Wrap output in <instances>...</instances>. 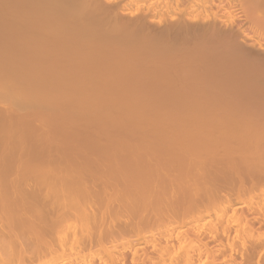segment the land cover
Masks as SVG:
<instances>
[{
    "label": "rangeland",
    "instance_id": "obj_1",
    "mask_svg": "<svg viewBox=\"0 0 264 264\" xmlns=\"http://www.w3.org/2000/svg\"><path fill=\"white\" fill-rule=\"evenodd\" d=\"M1 1L2 0H0V214L2 216L0 217L1 218L0 219V230L5 228V227L6 228L8 227L7 230L11 231V232L5 231L6 229H3L5 232L9 233V234H7L8 237L6 236L4 238L5 239L4 240V239H1V238H3L1 236L6 234V233L5 232L3 233V231L1 230L2 233L0 236V242L2 240L3 246L5 248L1 245L2 243H0V246L2 247V248L0 247V261L2 260L0 262V264L1 263L6 264V263H10V262L12 264H15V263L16 264H24V263L27 264L28 262L32 261L30 259L34 260L31 262V264L32 263L33 264L34 263L35 264H60V263L61 264H72L73 259L75 261V259L77 258L78 255H76V254L79 251L78 247L76 246L77 245L76 243L79 244V242H80V241H78L80 239L78 234H77L78 228L81 229V227H82L83 230L87 229L89 231V233L92 232V228H93L94 229L93 232L95 233V237H93L94 236L93 232L90 233V235H91L90 238L92 240V239L97 237L96 232H95L97 227L94 228L93 225L95 224L94 226H96L97 225L96 223L98 221H101V222H99L100 224L98 223L99 224L98 230L100 229L101 223L103 224V222H104V225L106 224V226L111 227V225H112V227H114V228L115 227L117 228V226H118L119 228L122 227L123 230L124 229L126 230L127 228L130 227L131 230L128 229L126 231L128 233L130 231L132 232V228H133L132 225L133 226H139V223H141L140 221L143 219V217L141 218L142 215L143 216L147 215V217H148L147 220L148 219L151 220V218L153 219V216H151V213H153V211L155 209H156V211H158L156 213H159V215H161L163 213H167V212L169 213L172 210V211H174V212H172V214L174 216H176L177 218L185 216L186 213L189 212V210L191 211V209H192L191 205L194 203L195 200L194 201L191 200L193 198L190 197L189 195L185 196V193H184L185 191H183V192L177 191L178 190L177 188H179V186L182 187V185L187 183L186 180L189 179L187 177L188 174H186L187 178H186V180H184L185 176L183 174V171L185 170V172L188 173V171L186 170L187 169L186 163H187L188 158L190 156L192 157V154H194V153L192 151V154H190V155L184 154V152L182 154V151L184 149L180 148V147H182L180 145V147L178 146V148L181 149L180 150L181 152L178 154L179 150L177 151V153H176L177 149L172 150L174 146H171L172 144H170V140H168L170 138L173 139L174 136L176 138L177 135H180L178 133H180L182 131L180 130V132H178L177 127L178 128H180V127L175 125V124L176 123L182 124L183 121L186 122V120H184V118L188 119L189 122H191L190 119H193L195 117H197V119H198V115H200V118L202 116H203V118L205 116H206L205 118H208V117L210 118L211 116H213L216 119H217V115H218V118L220 117L219 119H224L222 121H225V120L230 121L231 120V122H229V124L226 121L227 124L225 125L226 126L225 132L227 129H228L227 132L232 131V129L230 130L231 124H233L232 127L235 126V127H233L234 128L233 130H235V128H237V127L239 128L241 125L240 119H242V117L244 119L249 118L248 119L249 121H250V119H252V122H251L252 124H255V123H253V121L256 122L255 120H259V121H257L258 123L256 122V124H255L256 128H255L252 124H250V122L247 121V119H245L246 122L242 121V123H244L243 125H245V124L246 125L245 126L241 125V128H242V126H243V128H245L248 125H252L253 127H251V126L250 127L254 130L253 131L254 133H252L251 136L253 134H256V133L259 134L262 132L261 133L262 135L260 134L261 136L259 135V137L257 134H256L257 136L255 135L257 137L258 146H260L259 145V142L261 140L260 137H262V136L264 137V123H263L264 122V120H263L264 119V9H262L264 7V0H217V1H215V0H210V1L209 0H202L203 2L208 1L209 4H208V2L204 3L203 4L204 6L202 8H200V9H204V10H200V9L196 10V12L198 11L197 14L193 9H191L190 5L187 7L189 10L183 9L184 7L187 6V5L185 6L186 3L181 1L182 5L184 6V7H182V5H180L181 3H179L180 1L178 0V4L180 6L178 7V4H177V8H179V9L176 8L177 11L174 10V12L172 10L173 13L170 10H167L170 12H166V14H165V11L162 10L161 14L163 16L160 15V12L156 11L157 13H150L147 11V9H141V11H139L140 9L137 10V8H136V11H135L134 7L128 6V4L127 5L124 4L126 2L123 1L124 3H122V2H120V0H111V2H109L110 0L109 1L108 0H75V1L71 0V2H73V4H75L73 6L74 9L77 10L78 7H80V9H78V11H76V12H79V10H80V12H79L80 14L79 13L75 14L73 12L75 14V15L73 14L75 16V18L73 15L67 14L66 16H69L67 18L68 19L70 18V20H68L67 18H65V20H62L63 18H61V16H62L61 15L60 19L63 22L66 21L61 25H60V23L62 21L58 20L59 17L55 18L53 16L46 15L44 9H43L44 12L41 14H43V15L45 14V15L39 16V9L42 6L41 7L39 6L40 7L39 8L38 5H41V4L44 5V3L47 2L46 0H45V2H44V0H37V1L34 0L33 4L36 2V4H38V5L31 4L33 0H30L31 1L30 4H28V2H30L29 0H20L21 2L19 0H13V2H12V0H6V1L3 0L2 1L3 4ZM58 1H60V2H58ZM62 1L63 2L61 3V0H57V2L62 4V5L57 3L58 4L57 6L53 5L54 9L52 8V10L54 11L57 8L59 9V7H58L59 5L63 6L66 4V5L72 6L70 0H62ZM66 1H67V3H65ZM15 2L17 3V5ZM219 2H221V3H219ZM8 4H11V5L8 6ZM14 4H15V6H13ZM20 4H21V6H19ZM25 4H28V5L26 6ZM111 4H113V5H111ZM207 4L209 5V7ZM210 4L212 7L210 6ZM30 5H32L34 8L38 7L37 10L35 11L36 8L33 9ZM80 5H82V6H80ZM18 6H19V8L20 7H23V8L17 9ZM15 7H16V9H15ZM206 7L208 8V10H206L207 9ZM215 7H217V8H215ZM212 8H213V11H212ZM24 9H26V11ZM58 9L55 11L57 13L59 12V14H60V10H58ZM40 10H42V8ZM52 10L50 7L49 10L46 9V13H47V11L52 12ZM179 10H181L182 13ZM37 11H38V14L36 15ZM129 11H131V12H129ZM146 11H147V13H150L151 15L146 14ZM14 12H15L16 16H15ZM17 12H19V13H17ZM34 12H35V14H34ZM40 12H42V11H40ZM54 12H52V13L54 14ZM101 12L103 13V15ZM184 12L186 13V15ZM207 12H208V14H207ZM87 13L89 14V16ZM124 13L125 14L129 13V14H127L125 16ZM21 14H23V15H21ZM56 14H54V16ZM59 14H57V15H59ZM70 15H71V17L73 16L74 19H72L70 17ZM76 15H78V16H76ZM209 15L211 16V18H209L210 17ZM3 16L5 17V19ZM35 16H36V19H35ZM66 16H64V17H66ZM85 17H86V19H85ZM53 19H55L56 21ZM75 19L76 20L80 19V21L77 22ZM82 19H83V21H82ZM188 19H191V20L188 21ZM218 19H219V21H218ZM57 20H58V22H57ZM73 20H75V21H73ZM152 20H154L155 22L154 21L151 22ZM176 20H178V21H176ZM51 21L56 22V23L50 24ZM190 21L191 22L193 21V22L191 23ZM2 22H3V24H2ZM144 22H145V25H144ZM206 22H207V25H206ZM73 23L75 24V27H74ZM87 23L89 25L90 24L91 25L87 26L88 25ZM30 24H33L32 26L34 27V29H33V27L31 28ZM133 26H134V28H133ZM186 26L188 29L186 28ZM204 27H205V29H204ZM1 29H3L4 32ZM184 29L185 30L187 29L189 34ZM79 30H81V31H79ZM118 31H120V32H118ZM1 32L3 33V35H2L3 37L1 36V34H2ZM141 32H143V33H141ZM184 33L186 35H184ZM38 34H40V35H38ZM83 35L86 36L87 38L83 37ZM195 36H196V38H195ZM130 37H132V38H130ZM242 37H243V39H242ZM192 38H194V40ZM206 38L209 40H206ZM67 39H69V40H67ZM83 40H85L86 42ZM95 40H96V42H95ZM141 40H142V43H141ZM204 40H206V41H204ZM17 41L19 43H16ZM103 41H104V44H103ZM93 42H95V43H93ZM14 43H16V45L18 44V46H16ZM107 43H109V44H107ZM205 43H206V45H205ZM87 44H89V45H87ZM245 44H246V46H245ZM30 45L33 47H31ZM131 45H133L134 47ZM189 45H190L192 50L190 49V47H188ZM6 46H7V48H6ZM40 46H42V47H40ZM86 46H88V47L86 48ZM194 46L196 47L197 51H196ZM77 47H79V48H77ZM153 47H155L156 49ZM12 48H13V50H12ZM16 48L18 49V51ZM128 48H130V49H128ZM85 49H87V50H85ZM60 50L63 52V54L60 53L61 52ZM231 50H232V52H231ZM93 51H95V53ZM112 51L114 52V54ZM124 51H126V52H124ZM171 51L174 55L171 53ZM77 53L82 54V55H79ZM118 53H119V55H117ZM195 53H197V54H195ZM207 53H209V54H207ZM214 53H218V54H214ZM88 54L90 56H88ZM168 54H172V56L171 55L168 56ZM75 56H78V57L81 56V60L85 59V60H83V62H85L84 65H86V66L84 67L83 64L78 65L80 58L78 59V57L76 58ZM85 56H86V58H89V60L86 59ZM114 56H115V58H114ZM117 56L120 59H118ZM164 56H166V58ZM62 57H63V59H62ZM140 57H142V58H140ZM171 57H173L172 58L173 60L171 59ZM155 58H160V59L155 60ZM175 58L177 61L175 60ZM33 59H34V61H33ZM65 59H66V61H65ZM135 59H136V61H134ZM164 59H165V61H164ZM215 59H217V60H215ZM74 60L76 61V63ZM119 60L122 62H120ZM123 60L124 61L126 60V61L124 62ZM212 60H214V61H212ZM91 61H92V64H91ZM138 61H140L141 63ZM151 61H152V64H151ZM153 61H154L155 65H154ZM167 61H169V62H167ZM80 62L83 63L82 61H80ZM88 62L90 63L89 65H87ZM123 62H124V64H123ZM74 63L76 65H74ZM181 63L182 64L184 63V64L182 65ZM141 64H142V66H141ZM147 64H149V65L147 66ZM208 64H210V65L212 64L211 66H213V67H211ZM163 65H165V66H163ZM93 66L95 68L94 72L97 71L96 73H92L93 71H90V69H89V68H92ZM124 66L125 67L127 66V67L125 68ZM129 66H131V67H129ZM69 67H70V69H69ZM86 67H87V69H86ZM81 68H82V71L84 69L86 74L84 72H81V75L80 76L78 75L79 78L76 79L77 80L76 84L75 83H68L67 81L64 80L65 78H69L71 76V72H72V75L74 74V78H76L75 74L80 73L78 71ZM98 68H99V70H98ZM102 68H104V69H102ZM135 68H137V69H135ZM108 69H110V70H108ZM123 69H124V71H123ZM151 69H152V71H151ZM160 69L161 70L163 69V71H162L163 73H161ZM184 69H185V71H184ZM115 70H116V72H115ZM126 70L128 71V74H126ZM148 70H150V71H148ZM181 70H182V72H181ZM155 71L157 73H155ZM190 71H192V72L188 73ZM98 72H99V74H98ZM114 73H116V74H114ZM149 73L151 74V76ZM208 73H209V77H208ZM109 74H110V76H108ZM117 74H118V76L120 75V77H118ZM145 74H146V76H145ZM158 74H160V75L158 76ZM167 74H169V75H167ZM176 74H178V75H176ZM189 74L191 77L189 76ZM100 75H104V76H101L102 77L101 78ZM180 75H181V77H180ZM185 75L187 76V79H186ZM214 75L215 76L217 75V76L215 77ZM157 77H158V79H157ZM178 77H180V79H178ZM106 78H108V79L110 78L109 81L106 80ZM159 78L161 80H159ZM166 78H168V79H166ZM191 78H193V80H191ZM211 79H214V80H211ZM96 80H98L99 82H95ZM143 80H145V81H143ZM184 80H185V82H184ZM106 81H108V82H106ZM172 81H173V83H172ZM174 81L177 83H175ZM125 82H127V84ZM160 82L162 85H164L166 82L165 86L162 87ZM109 83H110L111 87H110ZM119 83H121V84H119ZM178 83L180 86L178 85ZM185 83H186V85H184ZM189 83H191V84L189 85ZM73 84H74V87H76V90H77V86L80 87L79 88L80 90H78L79 94L81 95V97L79 95V97H80L79 100H78V97H77V99L69 98L71 96L69 93H71L74 90ZM146 84H147V86H146ZM148 84L149 85L152 84V86L149 87ZM154 84H157V85H154ZM171 84H174V85H171ZM207 84H208V86H207ZM113 85H114V87H112ZM121 85H123V86H121ZM166 86H167V88H165ZM88 87H89V89H88ZM115 87H117V88H115ZM90 88L93 90H91ZM159 88L161 90H159ZM97 89H98V91H97ZM76 90H75V92H77ZM177 90H178V92H177ZM179 90H180V92H179ZM181 90L182 91L184 90V92H182ZM93 91H95V92H93ZM168 92H169V95H168ZM94 93L95 94L97 93L96 95H98V96H96ZM123 93H124V95H123ZM161 93H163L164 95H162ZM45 94H47L49 96V99H47L48 102L42 101V99L44 98L43 96ZM76 94H78V93H76ZM118 94H119V96H118ZM130 94H132V95H130ZM109 95H110V99L108 97ZM176 95H177V97H176ZM111 96L113 99L111 98ZM122 96H124V97H122ZM181 96H184V97H181ZM195 96H197V97H195ZM198 96H200V97L198 98ZM89 97H91V100ZM131 97L133 98V100H131L132 99ZM160 97H161V99H160ZM164 97H165V99H164ZM38 98H40V99H38ZM104 99H105V101L103 102ZM116 99H117V101H116ZM194 99H195V101L193 102ZM118 100H121V102H119ZM134 100H136V101H134ZM149 101H151V102H149ZM190 101H192V102H190ZM113 102H116L119 105H117L116 103H113ZM129 102H131V104ZM172 102H173V104H172ZM178 102H180V103H178ZM93 103H96V104H93ZM104 103H106V104L104 105ZM146 103H149V104H146ZM191 103H193V104H191ZM107 104H108V106H107ZM162 104H163V106H161ZM196 104L199 107H197ZM203 105L207 106L206 109ZM120 106H121V108H120ZM166 107H167V110H166ZM179 107H180V109H179ZM193 108L195 111L193 110ZM200 108H202V109H200ZM190 109H191V111H190ZM207 109H208V111H207ZM211 109H212V111H211ZM201 110H203V111H201ZM160 111H162L164 113H162ZM154 112L156 113V115L154 114ZM173 112H175V113H173ZM170 113H172V114H170ZM180 113H182V114H180ZM192 113L194 114V116ZM207 113H209V114L207 115ZM216 113H217V115H216ZM218 113H220L221 115H219ZM128 114H130V115H128ZM195 114H196V116H195ZM175 115H177V116L175 117ZM240 115H242V116L240 117ZM146 116H148V118ZM192 116H193V118H192ZM230 116H232V117H230ZM235 116L239 117V118H236ZM179 117L180 118L182 117V118L180 119ZM213 117H211V118L215 119ZM229 117L233 118V119H230ZM163 118H164L165 122H164ZM146 119H147V121H146ZM234 119H235V121L237 120L240 122H235V121H233ZM176 120H178V121H176ZM188 120H187V123H188ZM194 120H196V119H193V121ZM149 121H152V122H149ZM261 121H263L262 123H260V125L261 124L262 125L261 126L257 125ZM157 123H159V124H157ZM160 123L161 124L163 123L162 124L163 126H161ZM191 123H193V122H191ZM236 123H238V124L236 125ZM169 124H171V125H169ZM166 125H168V126L166 127ZM172 125L174 128L173 131L175 132V130H177L176 131L177 133L172 132V130H171ZM174 126H177V127L175 128ZM241 128H239V129H241ZM249 128L246 127V130L251 129V128L250 129ZM197 129H198V127L195 128L194 130L197 131ZM239 129L237 131H239ZM252 129L250 130L251 132H252ZM194 130H191V132L192 131L194 132ZM256 130H258L259 133ZM168 132H170V133H168ZM184 132H185V130H184ZM188 132H190V131H188ZM167 133L171 134V135L173 134L172 135L173 137L171 135L167 136L168 135ZM197 133L198 134H196V135H200L199 132H197ZM156 134H157V136H156ZM185 134L186 133H184V134L182 133L181 135H184V136L188 135V134H186V135ZM193 134L194 135H192V134L188 135L187 138H189L191 136L189 141L191 140L192 136H193L192 139H194V137L195 138L197 137V136H195V132ZM181 135L179 136V137H181V140H180V138L178 139L179 144H181L180 143L181 141L185 142L187 140V138H185L186 140H184L183 139L184 137L182 138ZM219 136H220V134H219ZM220 137H219V141L221 142ZM256 137H251V138L256 139ZM263 137H262V139H263ZM198 138H199V136H198ZM216 138L218 139L217 136L215 137V139ZM245 138L247 139V137H245ZM251 138H249L250 141L245 140L246 142H250L249 143L250 146L253 143V141L255 142V139L253 140ZM258 138H259V140H258ZM158 139H160V140H158ZM162 139L164 142L162 141ZM200 139H201V137L199 138V140ZM175 140H177V139H175ZM175 140L173 142H175ZM196 140H197V138H196ZM165 141H169L165 144L166 146L164 145ZM230 141H231V139L229 140V142ZM261 141H262L261 145L262 144L264 145V141L263 140H261ZM161 142H163V144H161ZM191 142H193V141H191ZM246 142H244V137L240 138V143H245L244 148H245V145L247 144ZM175 144H176V142H175ZM223 144L221 146L225 147V146H223ZM159 145H160V147H159ZM189 145H191V144H189ZM233 145H234V142H233ZM185 146H184V148H185ZM187 146H188V143H187ZM219 146L220 145H218V147ZM239 146L240 145L238 144V147H236L235 150L240 151ZM252 146H253V144H252ZM255 146H257V145H255ZM255 146H253V147H255ZM155 147H158V149ZM218 147H217V149H218ZM231 147H233V146H231ZM231 147L228 149L234 150V147L233 148H231ZM175 148H177V146H175ZM187 148H185V150ZM247 148H248V144H247ZM247 148H245V149L247 151H249V149H247ZM256 148H257V150L260 149V148L258 149V147H256ZM220 149H222V148H220ZM225 149L221 150L222 153L221 152H214L215 150L210 152V154L215 153L213 155L211 154L212 159L210 158L211 156L210 157L208 156V155H210L208 152L207 158L209 157L211 159L210 161L204 160V159H206V157H204L205 153L204 154L202 153L203 157L201 154V157L203 159H201L200 157H197V159H198V161L201 159V161H203V162L207 161L210 163L213 162L212 160L216 159L214 162L217 164L216 161H218L219 158H221L223 160L225 158L224 156L228 157L230 155L229 150L226 149L227 150L226 151ZM262 149L264 151V146L261 147V150ZM156 150H157V152L158 151H161V152H158V154H156L157 153ZM210 150H212V149H210ZM172 151H174V152H172ZM252 151H253V149H252ZM150 152H152V153H150ZM186 152L187 151H185V153ZM225 152H226V154H225ZM230 152H231V150H230ZM241 152H243V150H241ZM249 152H251V151H249ZM254 152H255V148H254ZM172 153L173 154L176 153V154L173 155ZM189 153H191V150ZM216 153L218 155L217 156L218 159L215 158ZM227 153H228V155H227ZM263 153H262V155H263ZM149 154H150V157H149ZM223 154H225V155H223ZM234 154H236V151H235V153L233 152V155ZM245 154H246L245 156H247L248 159L250 160V154L251 153L247 154V152H246ZM252 154H253V152H252ZM151 155H152V157H151ZM156 155H158V157ZM194 155H193V159L190 157L188 162L192 160V162L195 164L199 163L200 161L195 162V160H197V159L195 158V160H194ZM214 155H215V157H214ZM220 155H221V157H219ZM255 155H256V153H255ZM163 156H164V158H163ZM238 156L240 157L241 155L238 154ZM251 156L254 157L253 155H251ZM116 157H119V158H116ZM156 157H157V159H156ZM232 157H235V159H238L235 155ZM232 157H230L231 160H232ZM158 158L159 159L163 158L162 161L160 159L161 164H160ZM209 158H208V160H209ZM258 158L262 160V156H261V158L260 157H258ZM258 158H256L257 160H255V161H258ZM148 159H149V161H147ZM154 159H156V160H154ZM180 159H182V160L185 159L186 161H184L182 163V160L179 161ZM221 159L219 160L221 162V164L219 161L218 162L222 167L217 164V168H215V170L213 168V166L216 165L215 163L213 165V164H208L206 162L209 166L212 165V167L206 166L205 163H203L204 164L203 167H204L205 171L207 170L206 174H205L206 177L208 178L211 175V177H209L208 179L206 178L207 180L205 179L207 181L206 183H208L209 187L215 188L221 197L225 196L223 198L232 199L235 196V191H237L239 193L240 192L246 193L248 190L253 188L252 185L255 186L257 184H258L257 186L259 189L262 188L264 190V188H263L264 187V174L261 172L262 171L261 169L264 168V164H263L264 159L262 161L261 160L258 161V162H260V161L262 162V163L261 162L260 163H261V165L263 164V168L262 167H256V164H254L255 161L254 162L252 161L251 162L252 164L250 163L251 164L250 168H248L249 165L247 167L244 164L243 165L244 167H243L242 164L240 163V161H238V160H237L238 162L237 161L234 162V160H235L234 158H233L234 160H232L231 162L228 159H226V160L224 159L225 161L222 162ZM252 159L253 158H251V160ZM136 160H137V162L138 161L139 162L137 163ZM239 160H241V159H239ZM243 160H245V159H243ZM243 160H242V163H243ZM167 161H169V162H167ZM232 162H233V165H235L234 167H232L233 166ZM249 162H247V163L249 164ZM140 163H142V164H140ZM222 163L224 166L226 164V166L228 168L226 166L224 168ZM229 163H231V164H229ZM134 164L135 165L138 164L137 165L138 169L135 167ZM139 164H140V166H139ZM181 164H183V165H181ZM145 165L148 167H146ZM152 165H153V167H152ZM196 165H198V164H196ZM239 165H240V168H239ZM261 165H259V166H261ZM126 166L127 167L129 166V167L126 168ZM131 166H132V168H131ZM138 166L140 168L143 167V168H141L143 171ZM150 166L152 167L153 170H151ZM164 166H166V167H164ZM241 166H242V168H241ZM206 167L212 168V169L209 170ZM226 168H227V170H230V168L233 169V170H231L233 172H231V171H229V173L224 172L223 170H225ZM252 168H253V170H252ZM255 168H258L260 170V172L255 170ZM130 169H132V171H130ZM144 169H145V171H144ZM125 170L128 171V174ZM158 170H160V171H158ZM177 170H179V171H177ZM234 170H236V172L238 171L237 173H239V174L235 173ZM115 171L116 172L118 171V172L116 173ZM153 171L154 172L156 171V172L154 173ZM143 172H144V174H145V172L149 173L148 176L150 175V178L148 176H145V175H144V177H141ZM139 173L140 174L142 173V174L140 175ZM168 174L173 175V176L170 177ZM175 174H177V175H175ZM182 174H183L184 178L182 177ZM126 175L129 176L130 179L126 178L127 177ZM179 176L182 178H180ZM113 177H115V178H113ZM123 177H125V178H123ZM133 177H134V179H133ZM140 177H141V180L139 179ZM168 177H170V178H168ZM172 177H174L175 180ZM145 178L146 179L149 178V180L148 179L147 180L151 184H148V183L145 184L144 183ZM39 179L40 180L42 179V180L40 181ZM68 179H70V180H68ZM169 179H171V180H169ZM182 179L184 180V182H182L183 181ZM254 179H256V183L254 182ZM72 180H73V182H72ZM111 180H112V183H111ZM126 180L128 182H126ZM130 180H132V181H130ZM133 180H134V182H133ZM139 180L141 181V183ZM154 180H155V183H153ZM177 180H178V182L181 181L182 184L180 183L179 185H176L175 181H177ZM211 180H213V181H211ZM120 181L122 183H120ZM123 181H125V182H123ZM171 181H173L174 183ZM208 181H210V182H208ZM249 181L252 184H250ZM157 182H159V184ZM211 182L213 185L211 184ZM126 183H129L128 184V185H130L129 188H127ZM137 183H140V185ZM143 183L146 186L141 185ZM253 183H255V184H253ZM163 185H164V187H163ZM139 186H140V188H139ZM156 186L157 187L162 186V188H159V187L157 188ZM169 186H173L172 190H171L172 193L170 190H168V189H171ZM175 186H177V187H175ZM40 187H44V188H40ZM45 187H49L50 190L48 188H45ZM130 187H132V188L134 187V189H135L134 190L131 188L132 189V192H130V193H132V196L130 194L131 198L128 196L129 193H127V189H128V192L131 191ZM241 187L243 189H240ZM52 188H53V190H52ZM63 188H64V190H67L71 193L72 198H76L78 200L79 198H77V197H80V199L82 198V200H83L82 202H84V201L86 202V203L85 202L83 203V205L85 204V206L82 205V207H81L83 209V212L78 211L79 213H77L75 215L77 210H79V209L82 210L80 208V205H81L80 202L81 201H80V199L78 201L77 200L74 201V199L71 200L72 198L71 199L69 198L70 194H68V193H66V194H68L69 196H65V198H64V192H67V191H62ZM70 188H71V190H70ZM156 188L158 189L157 191L155 190ZM164 188H167V190H165V191L168 195L171 194V195H169L170 197L166 196V197H168L167 199L164 196V194L166 195L165 191H163ZM174 188H176V189H174ZM45 189H47L48 191H50L52 193V194H50V192H49V196L54 195L56 197H59V195L62 193L61 196H63V197L60 196V198H62V199L61 200L57 199L58 201L60 200V202H58V204H57L56 200H52L54 198H52L51 196L47 197L48 194H46L47 190H45ZM161 189H163V190H161ZM180 189H182V188H180ZM185 189H187V188H185ZM36 190H37V192H36ZM58 190H59V193H60V191H62L59 195H58ZM159 190L164 192L163 195L161 194L163 196V198L165 197L164 199H161L162 196L161 197L159 196V193H161V191H159ZM175 190H176V193H175ZM229 190H231V192ZM36 193H38V194H36ZM187 193H189V192H187ZM174 194H176L175 195L176 197L174 196ZM190 195L192 196L191 193H190ZM156 196H159L160 198L156 197ZM172 196H173V198H171ZM126 197H129L131 199V202L128 201V202H130L128 204H132V206L131 205L128 206V204L126 203V200H125ZM155 197L157 198V200L159 198V200L162 201L161 204H163V206L161 204H159V205H161V207L154 208V210H152L150 207V204H152V202H154L153 204H156L155 200L152 201V198L155 199ZM34 198H35V200H34ZM50 198H52V199L50 200ZM133 198L136 201H134ZM170 198H171V200H169ZM16 199L19 200V204H17L18 202ZM27 199L29 201H27ZM65 199L66 200L68 199L70 201L67 200L65 202ZM88 199H90V200H88ZM2 200L3 201L5 200L4 203ZM132 200H133V202H132ZM163 200H164V202H163ZM55 201H56L57 205L55 204L54 206H56V207H54L53 205H50V203L52 204ZM61 201H63L64 205L60 204V203H62ZM1 202H2V204H1ZM15 202H17V203H15ZM20 202H22V204ZM28 202H30V204ZM46 202L47 203L50 202V203L47 204ZM71 202L73 203V205L75 202L77 204H79V203L80 204L78 205L79 208L75 210V208L78 207L75 203L76 207L74 206V209H73V210H75V213H74V211H71L69 209L71 212L74 213V215L76 216V217L75 216L74 217L77 219H74L72 213H71V216L68 215L69 212L67 210L68 213H66V214L69 217L67 216L66 219L70 218V221H69V220H66L64 218L65 217L64 215H66L65 211H66V208L68 207V206L66 207V205L69 204V206L72 207ZM89 202H90V204H89ZM123 202L127 204V206L124 205L125 207H128V208H126L127 211H125L126 209L123 208V205H122ZM135 202H136V204H135ZM157 202H159V201H157ZM14 203H15V205H14ZM133 203H134V205H136L135 212L133 211V209H134ZM165 203L166 204L169 203L170 205L169 204L166 205ZM177 203H182L183 205H181V204L180 205L182 208L183 207L184 208L183 209L180 208L179 204L176 206ZM28 204L30 205L29 208L32 209L33 211H31V210L29 211V208L27 207V206H29ZM153 204H152V207H153ZM172 204H173V206H172ZM31 205H33V206L36 205V208H35V206L33 207ZM58 205H59V207H58ZM62 205L64 207H61ZM156 205H158V204H156ZM259 205L257 204V206H259ZM3 206H4V208H3ZM47 206L48 207L51 206L50 209L51 208L53 209V207H54L55 210L53 209L54 210L53 211L51 209L52 213H50ZM18 207H19V209H17ZM23 207L25 209H27L26 212L24 211L25 209H23ZM31 207H33V208H31ZM132 207H133V209H132ZM7 208H8V211H7ZM14 208H16V209H14ZM93 208H97V210L98 211L101 210V212H105V211L111 212V214L106 216L105 219L98 217L97 222H93L91 220L94 223L93 225H91L90 216L92 214H90L89 211H93L91 213H94L95 211H97ZM258 208L259 207H257V209ZM3 209H4V211H3ZM12 209H14V211L18 210L19 212L13 211L14 212V216H13V215H11V214H13V212H10V211H12ZM38 209H40V211ZM129 209L132 210L133 213L131 212V214H133L132 216H135V218H133L131 216V214H130L131 217L129 215H128L129 217L127 216L128 212L130 211ZM179 209H181V210H179ZM247 209H249V208L242 206V205L238 206V208L236 209V212H235L236 218L240 219L241 225L242 224L243 225L244 224L252 225L253 228H254V226H256L255 228L257 229L259 227L258 224L262 225L261 224L262 221L259 220L261 218L260 217L258 218V216L256 214L258 212L255 210L256 208H254V210L256 212L254 210H252V211H250V213H249V210H247ZM62 210H63V212H62ZM123 210H124V212H123ZM163 210H164V212H163ZM175 210H176V212H178V214L180 212V216H178V214L175 213ZM22 212H24V213H22ZM54 212H55V214H54ZM254 212H255L257 217L255 216V214L253 216ZM20 213H22V214H20ZM27 214H29V215H27ZM33 214H35L36 216ZM61 214L64 217H59ZM78 214H80V215H78ZM88 214H89V217H87ZM138 214L140 215V216H138L139 218L137 217ZM172 214H167V215L170 216ZM181 214H183V216H181ZM18 215H19V217H18ZM21 215H23V216H21ZM46 215H48V216H46ZM81 216H83V221L87 217L85 219V223H86L85 226L87 228L84 225L81 226V224L83 223V221L81 222ZM84 216H85V218H84ZM163 216H164V214H163ZM8 217H9V219H8ZM26 217H28V219ZM10 218H11V220H10ZM21 218H22V220H20ZM60 218L64 222H62V220H60ZM63 218L66 220V222H67L66 224H64L65 220ZM100 218H101V220H100ZM13 219H15V220H13ZM254 219L257 222H255ZM257 219L261 222H258ZM12 220H13V222H12ZM16 220H17L18 224H19V221H21L20 226L18 224H16L17 223ZM29 220H32V221H29ZM133 220H134V222H133ZM48 221H49V223H48ZM136 221H137V223H136ZM149 221L146 224L150 225V223L153 222L151 220L149 223ZM73 222H75V223H73ZM117 222L119 223V225ZM132 222L135 223L136 225H134ZM27 223H28V225H27ZM36 223L37 224L40 223L44 226L43 231L41 229L42 225L39 226L40 225L39 224L37 227L42 232H44V230H46V229H48L49 232L46 230L42 235H40L41 233H39V232H41V231L40 230L38 231V229L35 228ZM253 223H254V225H253ZM15 224H16V226H15ZM44 224H46V228H45ZM76 224H77V226H76V228H74ZM87 224H89V226H90L89 229H88ZM1 225H3L4 227H2ZM51 225L52 226L55 225V230H56L57 236L55 235V232L52 235L53 232H51L50 231L51 229L49 228V226H51ZM17 226H18V228H16ZM21 226H23V227H21ZM91 226H92V228H91ZM140 226H142V225L140 224ZM244 226H246V225H244ZM56 227L59 229L61 228V230L64 227L65 230L63 229L64 230L63 234H62V231L60 232V230L56 229ZM25 228H27V230L29 229L30 231L32 229L35 231L37 230L36 232L38 234L34 235L31 232V235H29L31 237L30 238L28 236V234H30V233L27 232L28 233L27 234L26 233L27 230ZM90 228H91V230H90ZM242 228L245 229L243 226H242ZM82 229H81V232L83 231ZM102 229L104 230L103 227L101 228V230ZM58 230H59V233L57 232ZM12 231H14V232H12ZM88 231H86L85 234H86V236L89 237ZM245 231H247V230L245 229ZM81 232H79V233H81ZM47 233H48L49 237H45L47 235ZM71 233H74V234H72V236H71ZM23 234H24V236H23ZM60 234H62V235H60ZM85 234H83V236L81 235V237H82L81 241L84 244L86 242L85 246L88 247L87 244L89 242H87V241H89V238L86 237ZM129 234H131V233H129ZM32 235L35 237L37 236V237L33 238ZM73 235H74V237H73ZM10 236H11L12 241L9 239ZM27 236L29 237L28 240H30L29 243H28V240H26V238H28ZM22 237L24 238L25 241H27V243L23 240ZM44 237L46 239L48 238L49 240L47 239V241H43V240H45ZM50 237H53V238H50ZM71 238H73V239H71ZM76 238L78 240H76ZM83 238H84L85 242L83 241ZM85 238H87V239H85ZM7 239L11 241V242L9 241L10 244H9V242H6ZM183 239H184V237L181 238V240H183ZM13 240L15 242H13ZM181 240H180V242H181ZM16 241H17V243H16ZM23 241L26 243V245H28V248ZM48 241H50V243ZM75 241H76V243H74ZM18 243L22 244V246L24 244V246H26L25 247L26 249L30 248L29 251L26 252V249L24 248V246L21 248V245H18ZM11 244H13V246ZM31 244H33V245H31ZM40 244H41V246H40ZM55 244H56V246H55ZM84 244H80V245H84ZM45 245H46V247H45ZM16 246H18V248L19 247L20 248L18 249ZM85 246H83V247H85ZM7 247H8V249H10L9 251H7L8 250V249H6ZM68 247H70V248H68ZM16 248H17V250H20V251H18L19 253L17 252V250H15ZM43 248L45 251H43ZM85 248L83 250L84 255L87 253V250H88L87 248H86L87 250H85ZM69 249L71 251H69ZM73 249H74V251H73ZM147 249L148 248L145 247L144 249H142L140 251V253H144V255L141 254V255H143L142 259L150 260V257H151L150 253H152V250L148 249L149 250L148 251ZM237 250H238V248H237ZM13 251H16V254H15V252L13 253ZM24 251H25V254L30 252L28 255L30 258H28V256L26 257V255H25L26 258L24 257V255H23ZM83 251H82V253H83ZM51 252H53L54 254H52ZM74 252H76V253H74ZM4 253L5 254L7 253V255L6 256L3 255ZM43 253H45V254H43ZM46 253H49V254H46ZM9 254H12V255H9ZM30 254H32V255H30ZM55 254H57V255H55ZM74 254H75V256H74ZM148 254H150V256ZM15 255H16V258H15ZM145 255H147V257ZM73 256H74V258H73ZM11 257H14L15 259H13V258L11 259ZM21 257H22V259L24 258L23 262L21 261L22 259L20 260ZM39 257H41V258H39ZM70 257H71V259H70ZM220 258H222V257H220ZM16 259L19 261H17ZM36 259H38V260H36ZM63 259L67 262H65ZM261 259H260L259 264H264V262H263L264 257ZM8 260H10V261H8ZM232 260H234L236 263ZM238 260H239V258H236V260L227 258V260H225L224 263L225 264H229V263L232 264L234 262L235 264H239ZM5 261H7V262H5ZM251 262H248V263L251 264ZM150 263L151 264H155V263L158 264L157 262H155L152 259H151ZM28 264H30V263H28ZM221 264H223V263H221ZM252 264H255V260L252 262Z\"/></svg>",
    "mask_w": 264,
    "mask_h": 264
},
{
    "label": "bare ground",
    "instance_id": "obj_2",
    "mask_svg": "<svg viewBox=\"0 0 264 264\" xmlns=\"http://www.w3.org/2000/svg\"><path fill=\"white\" fill-rule=\"evenodd\" d=\"M3 1V0H2ZM1 1V2H2ZM4 1H6V0H4ZM20 1V0H19ZM30 1V0H29ZM37 1V0H36ZM47 2H45V0H44V5H38V4H36V2L34 3L35 5H38V7L40 6H42L41 8H42V10H40L39 9V16H42L43 14H41V13H43L44 11H43V9L45 10V14L46 15H48V16H53V17H59V19L58 20H60V21H62V20H65V18H67V17H69V16H66L67 14H71V15H73L74 13L75 14H77V13H79L80 12V10H79V12H76V11H78V9H80V7H78V9L76 10V9H74V5L75 4H73V2H71V0H70V2H71V4H72V6H69V5H63V6H60V5H62V4H60V3H58V2H60V1H58L57 2V0H46ZM75 1V0H74ZM109 1V0H108ZM126 2V3H124V2ZM180 2L179 3H181L180 5H182V2L181 1H183V2H185L186 4H185V6L186 7H184L183 5H182V7H184L183 9H188L187 7L190 5V7H191V9H193L195 12H196V10H198V9H200V8H202L204 5V3H206V2H208V1H205V2H203L202 0H179ZM210 1V0H209ZM215 1H217V0H215ZM8 2V1H7ZM12 2H13V0H12ZM11 2V3H12ZM21 2V1H20ZM28 2V1H27ZM33 2H34V0L32 1V3H31V1L30 2H28V4H33ZM63 1L61 0V3H62ZM69 2V3H70ZM77 2V1H76ZM109 2H111V0L109 1ZM120 2H122V3H124V4H128V6H131V7H134L135 8V11H136V8H137V10L138 9H140L139 11H141V9H147V11L148 12H150V13H157V12H160V15L161 16H163L162 14H161V11L162 10H164L165 11V14H166V12H172V10H173V12H174V10H176L177 11V9H179V8H177V4H178V0H120ZM227 2V1H226ZM16 3V2H15ZM39 3V2H38ZM60 4L58 7H59V9L58 10H60V14H59V12L57 13L55 10H57V9H55L54 11L52 10V8L54 9V7H53V5H58V4ZM65 3H67V1L65 2ZM78 3V2H77ZM82 3V2H81ZM213 3V2H212ZM218 3V2H217ZM219 3H221V2H219ZM2 4H3V2H2ZM28 4H25L26 6L28 5ZM33 4V5H34ZM64 4V3H63ZM98 4V3H97ZM208 4H209V2H208ZM207 4V5H208ZM214 4V3H213ZM216 4V3H215ZM7 5V4H6ZM9 5H11V4H8V6ZM16 5H17V3H16ZM111 5H113V4H111ZM179 4H178V7L180 6ZM219 5V4H218ZM13 6H15V4L13 5ZM19 6H21V4L19 5ZM19 6H18V8L17 9H20V8H23V7H20L19 8ZM23 6V5H22ZM33 9H35L32 5H30ZM80 6H82V5H80ZM206 6V5H205ZM210 6H211V4H210ZM214 6V5H213ZM17 7V6H16ZM16 7H15V9H16ZM30 7V8H31ZM37 7V8H38ZM50 9V7H51V10H52V12H54V14H59V15H55L54 16V14L50 11H47V13H46V9ZM87 7V6H86ZM208 7H209V5H208ZM212 7V6H211ZM222 7V6H221ZM27 8V7H26ZM29 8V9H30ZM37 8L35 9V11L37 10ZM96 8V7H95ZM177 8V9H176ZM181 8V7H180ZM207 8V7H206ZM214 8V7H213ZM213 8H212V11H213ZM215 8H217V7H215ZM262 8V7H261ZM13 9V8H12ZM73 9V10H72ZM190 9V10H191ZM211 9V8H210ZM262 9H264V7L262 8ZM23 10V9H22ZM25 11H26V9H24ZM28 10V9H27ZM32 10V9H31ZM75 10V11H74ZM134 10V9H133ZM167 10H170V11H167ZM189 10V9H188ZM200 10H204V9H200ZM206 10H208V8L206 9ZM219 10V9H218ZM11 11V10H10ZM34 11V10H33ZM40 11H42V12H40ZM121 11V10H120ZM123 11V10H122ZM147 11H146V14H150V13H147ZM157 11V12H156ZM163 11V12H164ZM179 11H181V10H179ZM186 11V10H185ZM211 11V10H210ZM30 12V11H29ZM28 12V13H29ZM49 12V13H48ZM74 12V13H73ZM89 12V11H88ZM129 12H131V11H129ZM134 12V11H133ZM172 12V13H173ZM189 12V11H188ZM201 12V11H200ZM199 12V13H200ZM206 12V11H205ZM10 13V12H9ZM12 13V12H11ZM17 13H19V12H17ZM23 13V12H22ZM31 13V12H30ZM90 13V12H89ZM102 13V12H101ZM112 13V12H111ZM181 13H182V11H181ZM185 13V12H184ZM198 13V11L196 12V14ZM214 13V12H213ZM3 14V13H2ZM1 14V15H2ZM14 14H15V12H14ZM34 14H35V12H34ZM38 14V11H37V13H36V15ZM44 14V15H45ZM74 14V15H75ZM80 14V13H79ZM88 14V13H87ZM127 14H129V13H127ZM127 14H125L124 13V15L126 16ZM132 14V13H131ZM164 14V13H163ZM179 14V13H178ZM207 14H208V12H207ZM212 14V13H211ZM5 15V14H4ZM11 15V14H10ZM21 15H23V14H21ZM43 15V16H44ZM62 15V16H61ZM71 15H70V17H71ZM73 15V16H74ZM97 15V14H96ZM102 15H103V13H102ZM108 15V14H107ZM151 15V14H150ZM156 15V14H155ZM169 15V14H168ZM185 15H186V13H185ZM188 15V14H187ZM219 15V14H218ZM6 16V15H5ZM15 16H16V14H15ZM19 16V15H18ZM26 16V15H25ZM47 16V17H48ZM60 16H61V18H63L62 20L60 19ZM64 16H66V17H64ZM73 16L71 17L72 19H74L75 18V16H74V18H73ZM76 16H78V15H76ZM88 16H89V14H88ZM112 16V15H111ZM132 16V15H131ZM142 16V15H141ZM171 16V15H170ZM193 16V15H192ZM198 16V15H197ZM210 16V15H209ZM4 17V16H3ZM52 17V18H53ZM108 17V16H107ZM12 18V17H11ZM38 18V17H37ZM111 18V17H110ZM148 18V17H147ZM177 18V17H176ZM185 18V17H184ZM195 18V17H194ZM209 18H211V16L209 17ZM4 19H5V17H4ZM35 19H36V16H35ZM44 19V18H43ZM68 19V18H67ZM66 19V20H67ZM78 19V18H77ZM85 19H86V17H85ZM112 19V18H111ZM118 19V18H117ZM116 19V20H117ZM137 19V18H136ZM146 19V18H145ZM153 19V18H152ZM48 20V19H47ZM53 20H55V19H53ZM58 20H57V22H58ZM68 20H70V18L68 19ZM76 20V19H75ZM75 20H73V21H75ZM189 20H191V19H188V21ZM208 20V19H207ZM210 20V19H209ZM39 21V20H38ZM42 21V20H41ZM50 21V20H49ZM56 21V20H55ZM59 21V22H60ZM77 22L78 21H80V19L79 20H76ZM82 21H83V19H82ZM81 21V22H82ZM147 21V20H146ZM154 20H152L151 22H153ZM170 21V20H169ZM175 21V20H174ZM176 21H178V20H176ZM218 21H219V19H218ZM36 22V21H35ZM64 22H66V21H64ZM63 21L60 23V25L61 24H63L64 23ZM88 22V21H87ZM110 22V21H109ZM142 22V21H141ZM155 22V21H154ZM191 22V21H190ZM193 22V21H192ZM191 22V23H192ZM222 22V21H221ZM45 23V22H44ZM53 23H56V22H53V21H51L50 22V24H53ZM122 23V22H121ZM132 23V22H131ZM159 23V22H158ZM196 23V22H195ZM194 23V24H195ZM211 23V22H210ZM216 23V22H215ZM223 23V22H222ZM2 24H3V22H2ZM74 24V23H73ZM83 24V23H82ZM88 24V23H87ZM86 24V25H87ZM119 24V23H118ZM147 24V23H146ZM153 24V23H152ZM156 24V23H155ZM160 24V23H159ZM167 24V23H166ZM212 24V23H211ZM217 24V23H216ZM221 24V23H220ZM31 25V28L33 27L32 25L33 24H30ZM29 25V26H30ZM91 25V24H90ZM89 24L87 25V26H90ZM95 25V24H94ZM123 25V24H122ZM144 25H145V22H144ZM197 25V24H196ZM206 25H207V22H206ZM38 26V25H37ZM158 26V25H157ZM195 26V25H194ZM201 26V25H200ZM209 26V25H208ZM207 26V27H208ZM48 27V26H47ZM46 27V28H47ZM61 27V26H60ZM74 27H75V24H74ZM93 27V26H92ZM132 27V26H131ZM136 27V26H135ZM139 27V26H138ZM160 27V26H159ZM173 27V26H172ZM196 27V26H195ZM67 28V27H66ZM73 28V27H72ZM111 28V27H110ZM133 28H134V26H133ZM166 28V27H165ZM186 28H187V26H186ZM29 29V28H28ZM33 29H34V27H33ZM54 29V28H53ZM59 29V28H58ZM62 29V28H61ZM79 29V28H78ZM93 29V28H92ZM99 29V28H98ZM138 29V28H137ZM147 29V28H146ZM177 29V28H176ZM175 29V30H176ZM188 29V28H187ZM187 29L185 30L187 33H188V31H187ZM198 29V28H197ZM201 29V28H200ZM204 29H205V27H204ZM213 29V28H212ZM223 29V28H222ZM1 30H3V29H1ZM119 30V29H118ZM161 30V29H160ZM159 30V31H160ZM191 30V29H190ZM226 30V29H225ZM36 31V30H35ZM79 31H81V30H79ZM93 31V30H92ZM169 31V30H168ZM203 31V30H202ZM210 31V30H209ZM216 31V30H215ZM220 31V30H219ZM3 32H4V30H3ZM60 32V31H59ZM72 32V31H71ZM83 32V31H82ZM118 32H120V31H118ZM174 32V31H173ZM208 32V31H207ZM213 32V31H212ZM2 33V32H1ZM42 33V32H41ZM44 33V32H43ZM63 33V32H62ZM86 33V32H85ZM141 33H143V32H141ZM150 33V32H149ZM47 34V33H46ZM45 34V35H46ZM58 34V33H57ZM94 34V33H93ZM96 34V33H95ZM152 34V33H151ZM157 34V33H156ZM163 34V33H162ZM183 34V33H182ZM189 34V33H188ZM191 34V33H190ZM215 34V33H214ZM228 34V33H227ZM3 35V33L1 34V36ZM38 35H40V34H38ZM63 35V34H62ZM88 35V34H87ZM90 35V34H89ZM147 35V34H146ZM171 35V34H170ZM184 35H186L185 33H184ZM203 35V34H202ZM74 36V35H73ZM91 36V35H90ZM99 36V35H98ZM197 36V35H196ZM196 36H195V38H196ZM229 36V35H228ZM3 37V36H2ZM51 37V36H50ZM83 37H85V38H87L86 36H84L83 35ZM134 37V36H133ZM136 37V36H135ZM185 37V36H184ZM199 37V36H198ZM201 37V36H200ZM205 37V36H204ZM5 38V37H4ZM41 38V37H40ZM60 38V37H59ZM74 38V37H73ZM84 38V39H85ZM128 38V37H127ZM130 38H132V37H130ZM78 39V38H77ZM76 39V40H77ZM80 39V38H79ZM124 39V38H123ZM149 39V38H148ZM193 40H194V38H192ZM238 39V38H237ZM242 39H243V37H242ZM54 40V39H53ZM61 40V39H60ZM64 40V39H63ZM67 40H69V39H67ZM82 40V39H81ZM160 40V39H159ZM186 40V39H185ZM190 40V39H189ZM206 40H209V39H207L206 38ZM206 40H204V41H206ZM225 40V39H224ZM228 40V39H227ZM241 40V39H240ZM51 41V40H50ZM62 41V40H61ZM65 41V40H64ZM63 41V42H64ZM83 41H85V40H83ZM120 41V40H119ZM123 41V40H122ZM2 42V41H1ZM68 42V41H67ZM78 42V41H77ZM86 42V41H85ZM95 42H96V40H95ZM95 42H93V43H95ZM106 42V41H105ZM155 42V41H154ZM168 42V41H167ZM170 42V41H169ZM172 42V41H171ZM175 42V41H174ZM197 42V41H196ZM238 42V41H237ZM16 43H19L18 41L16 42ZM16 43H14L15 45H16ZM53 43V42H52ZM83 43V42H82ZM91 43V42H90ZM92 43V44H93ZM116 43V42H115ZM141 43H142V40H141ZM145 43V42H144ZM153 43V42H152ZM3 44V43H2ZM103 44H104V41H103ZM106 44V43H105ZM107 44H109V43H107ZM113 44V43H112ZM120 44V43H119ZM197 44V43H196ZM199 44V43H198ZM201 44V43H200ZM213 44V43H212ZM211 44V45H212ZM38 45V44H37ZM58 45V44H57ZM71 45V44H70ZM87 45H89V44H87ZM114 45V44H113ZM163 45V44H162ZM169 45V44H168ZM204 45V44H203ZM205 45H206V43H205ZM228 45V44H227ZM16 46H18V44L16 45ZM23 46V45H22ZM31 46V45H30ZM79 46V45H78ZM91 46V45H90ZM103 46V45H102ZM101 46V47H102ZM131 46H133V45H131ZM185 46V45H184ZM202 46V45H201ZM221 46V45H220ZM223 46V45H222ZM245 46H246V44H245ZM31 47H33V46H31ZM40 47H42V46H40ZM69 47V46H68ZM88 46H86V48H87ZM115 47V46H114ZM113 47V48H114ZM118 47V46H117ZM134 47V46H133ZM188 47H190V45L188 46ZM195 47V46H194ZM206 47V46H205ZM211 47V46H210ZM227 47V46H226ZM6 48H7V46H6ZM62 48V47H61ZM67 48V47H66ZM75 48V47H74ZM77 48H79V47H77ZM103 48V47H102ZM111 48V47H110ZM116 48V47H115ZM124 48V47H123ZM153 48H155V47H153ZM187 48V47H186ZM193 48V47H192ZM17 49V48H16ZM29 49V48H28ZM44 49V48H43ZM60 49V48H59ZM65 49V48H64ZM105 49V48H104ZM112 49V48H111ZM126 49V48H125ZM128 49H130V48H128ZM143 49V48H142ZM156 49V48H155ZM158 49V48H157ZM188 49V48H187ZM190 49H191V47H190ZM195 49H196V47H195ZM220 49V48H219ZM232 49V48H231ZM12 50H13V48H12ZM80 50V49H79ZM78 50V51H79ZM85 50H87V49H85ZM101 50V49H100ZM107 50V49H106ZM192 50V49H191ZM199 50V49H198ZM213 50V49H212ZM228 50V49H227ZM17 51H18V49H17ZM46 51V50H45ZM58 51V50H57ZM61 51V50H60ZM67 51V50H66ZM83 51V50H82ZM109 51V50H108ZM114 51V50H113ZM112 51V52H113ZM122 51V50H121ZM134 51V50H133ZM196 51H197V49H196ZM11 52V51H10ZM27 52V51H26ZM75 52V51H74ZM81 52V51H80ZM94 53H95V51H93ZM104 52V51H103ZM124 52H126V51H124ZM143 52V51H142ZM145 52V51H144ZM201 52V51H200ZM218 52V51H217ZM231 52H232V50H231ZM14 53V52H13ZM18 53V52H17ZM48 53V52H47ZM61 54H63V52L61 51L60 52ZM73 53V52H72ZM105 53V52H104ZM171 53H172V51H171ZM211 53V52H210ZM16 54V53H15ZM60 54V55H61ZM66 54V53H65ZM69 54V53H68ZM75 54V53H74ZM77 54H79V53H77ZM90 54V53H89ZM88 54V56H90ZM97 54V53H96ZM99 54V53H98ZM102 54V53H101ZM112 54V53H111ZM113 54H114V52H113ZM112 54V55H113ZM116 54V53H115ZM129 54V53H128ZM143 54V53H142ZM173 54V53H172ZM172 54H168V56L169 55H171L172 56ZM195 54H197V53H195ZM207 54H209V53H207ZM214 54H218V53H214ZM20 55V54H19ZM79 55H82V54H79ZM103 55V54H102ZM101 55V56H102ZM111 55V56H112ZM117 55H119V53L117 54ZM174 55V54H173ZM203 55V54H202ZM213 55V54H212ZM84 56V55H83ZM87 56V55H86ZM86 56H85V58H86ZM87 56V57H88ZM93 56V55H92ZM95 56V55H94ZM97 56V55H96ZM105 56V55H104ZM108 56V55H107ZM139 56V55H138ZM145 56V55H144ZM143 56V57H144ZM148 56V55H147ZM167 56V55H166ZM166 56H164L165 58H166ZM17 57V56H16ZM76 58L78 57V56H75ZM106 57V56H105ZM216 57V56H215ZM220 57V56H219ZM65 58V57H64ZM80 58V59H79ZM95 58V57H94ZM100 58V57H99ZM98 58V59H99ZM108 58V57H107ZM114 58H115V56H114ZM117 58H118V56H117ZM126 58V57H125ZM140 58H142V57H140ZM173 57H171V59H172ZM194 58V57H193ZM196 58V57H195ZM62 59H63V57H62ZM68 59V58H67ZM78 59L80 60V61H82L83 62V60H85V59H83V60H81V56L80 57H78ZM86 59H88L89 60V58H86ZM111 59V58H110ZM118 59H120V58H118ZM156 59H160V58H155V60ZM162 59V58H161ZM206 59V58H205ZM209 59V58H208ZM212 59V58H211ZM210 59V60H211ZM78 60V61H79ZM93 60V59H92ZM95 60V59H94ZM100 60V59H99ZM109 60V59H108ZM122 60V59H121ZM173 60V59H172ZM171 60V61H172ZM175 60H176V58H175ZM215 60H217V59H215ZM33 61H34V59H33ZM65 61H66V59H65ZM64 61V62H65ZM73 61V60H72ZM75 61V60H74ZM79 61V62H80ZM107 61V60H106ZM115 61V60H114ZM120 61V60H119ZM124 61V60H123ZM126 61V60H125ZM124 61V62H125ZM134 61H136V59L134 60ZM164 61H165V59H164ZM177 61V60H176ZM196 61V60H195ZM194 61V62H195ZM212 61H214V60H212ZM78 62V65L79 64H85V62H83V63H79ZM104 62V61H103ZM108 62V61H107ZM112 62V61H111ZM120 62H122V61H120ZM124 62H123V64H124ZM129 62V61H128ZM138 62H140V61H138ZM156 62V61H155ZM167 62H169V61H167ZM198 62V61H197ZM196 62V63H197ZM200 62V61H199ZM75 63H76V61H75ZM74 63V65H76ZM100 63V62H99ZM110 63V62H109ZM119 63V62H118ZM127 63V62H126ZM141 63V62H140ZM147 63V62H146ZM153 63H154V61H153ZM163 63V62H162ZM175 63V62H174ZM178 63V62H177ZM192 63V62H191ZM203 63V62H202ZM212 63V62H211ZM65 64V63H64ZM90 63L88 62V64L87 65H89ZM91 64H92V61H91ZM137 64V63H136ZM151 64H152V61H151ZM168 64V63H167ZM182 64V63H181ZM184 64V63H183ZM182 64V65H183ZM186 64V63H185ZM190 64V63H189ZM214 64V63H213ZM94 65V64H93ZM101 65V64H100ZM99 65V66H100ZM112 65V64H111ZM115 65V64H114ZM122 65V64H121ZM120 65V66H121ZM144 65V64H143ZM149 64H147V66H148ZM154 65H155V63H154ZM208 65H210V64H208ZM212 65V64H211ZM210 65V66H211ZM72 66V65H71ZM86 65H84V67H85ZM107 66V65H106ZM109 66V65H108ZM123 66V65H122ZM121 66V67H122ZM141 66H142V64H141ZM146 66V67H147ZM163 66H165V65H163ZM167 66V65H166ZM172 66V65H171ZM170 66V67H171ZM194 66V65H193ZM75 67V66H74ZM80 67V66H79ZM119 67V66H118ZM125 67V66H124ZM127 67V66H126ZM125 67V68H126ZM129 67H131V66H129ZM128 67V68H129ZM133 67V66H132ZM138 67V66H137ZM161 67V66H160ZM168 67V66H167ZM196 67V66H195ZM211 67H213V66H211ZM67 68V67H66ZM73 68V67H72ZM77 68V67H76ZM93 68V69H92ZM92 68H89L90 69V71H93L92 73H96V72H94L95 70V68H94V66L92 67ZM101 68V67H100ZM124 68V69H125ZM156 68V67H155ZM172 68V67H171ZM170 68V69H171ZM176 68V67H175ZM210 68V67H209ZM69 69H70V67H69ZM86 69H87V67H86ZM92 69V70H91ZM102 69H104V68H102ZM113 69V68H112ZM124 69H123V71H124ZM135 69H137V68H135ZM134 69V70H135ZM198 69V68H197ZM205 69V68H204ZM26 70V69H25ZM98 70H99V68H98ZM107 70V69H106ZM108 70H110V69H108ZM118 70V69H117ZM145 70V69H144ZM154 70V69H153ZM156 70V69H155ZM167 70V69H166ZM179 70V69H178ZM207 70V69H206ZM212 70V69H211ZM89 71V70H88ZM136 71V70H135ZM146 71V70H145ZM148 71H150V70H148ZM151 71H152V69H151ZM157 71V70H156ZM155 71V73H157ZM160 71H161V73H163L162 71H163V69L161 70L160 69ZM169 71V70H168ZM174 71V70H173ZM172 71V72H173ZM184 71H185V69H184ZM216 71V70H215ZM78 72H80V73H77V74H75V77L76 78H74V74L72 75V72H71V76L69 77V78H65L64 80L65 81H67L68 83H75L76 84V82H77V78H79V76L81 75V72H84L85 74H86V72L84 71V69H83V71H82V68L78 71ZM115 72H116V70H115ZM122 72V71H121ZM181 72H182V70H181ZM187 72V71H186ZM185 72V73H186ZM192 71H190V72H188V73H191ZM75 73V72H74ZM91 73V72H90ZM91 73V74H92ZM137 73V72H136ZM153 73V72H152ZM154 73V74H155ZM166 73V72H165ZM168 73V72H167ZM176 73V72H175ZM98 74H99V72H98ZM111 74V73H110ZM110 74L108 75V76H110ZM114 74H116V73H114ZM126 74H128V71L126 70ZM139 74V73H138ZM150 74V73H149ZM173 74V73H172ZM180 74V73H179ZM79 75V76H78ZM106 75V74H105ZM122 75V74H121ZM153 75V74H152ZM160 74H158V76H159ZM167 75H169V74H167ZM176 75H178V74H176ZM188 75V74H187ZM200 75V74H199ZM88 76V75H87ZM95 76V75H94ZM101 76H104V75H100V77ZM113 76V75H112ZM117 76H118V74H117ZM145 76H146V74H145ZM149 76V75H148ZM150 76H151V74H150ZM172 76V75H171ZM183 76V75H182ZM186 76V75H185ZM189 76H190V74H189ZM203 76V75H202ZM207 76V75H206ZM215 76V75H214ZM217 76V75H216ZM215 76V77H216ZM67 77V76H66ZM82 77V76H81ZM118 77H120V75L118 76ZM126 77V76H125ZM153 77V76H152ZM180 77H181V75H180ZM180 77H178V79H180ZM191 77V76H190ZM194 77V76H193ZM208 77H209V73H208ZM96 78V77H95ZM102 78V77H101ZM116 78V77H115ZM147 78V77H146ZM151 78V77H150ZM154 78V77H153ZM196 78V77H195ZM72 81H70V80ZM76 81H75V80ZM110 79V78H109ZM109 79L108 78H106V80H108L109 81ZM124 79V78H123ZM157 79H158V77H157ZM156 79V80H157ZM163 79V78H162ZM166 79H168V78H166ZM175 79V78H174ZM186 79H187V76H186ZM69 80V81H68ZM113 80V79H112ZM111 80V81H112ZM134 80V79H133ZM140 80V79H139ZM159 80H161L160 78H159ZM182 80V79H181ZM190 80V79H189ZM191 80H193V78H191ZM211 80H214V79H211ZM84 81V80H83ZM86 81V80H85ZM108 81H106V82H108ZM110 81V82H111ZM120 81V80H119ZM143 81H145V80H143ZM154 81V80H153ZM168 81V80H167ZM177 81V80H176ZM187 81V80H186ZM199 81V80H198ZM34 82V81H33ZM95 82H99L98 80H96ZM147 82V81H146ZM145 82V83H146ZM149 82V81H148ZM156 82V81H155ZM159 82V81H158ZM162 82V81H161ZM161 82H160V84H161ZM169 82V81H168ZM175 82V81H174ZM178 82V81H177ZM177 82H175V83H177ZM184 82H185V80H184ZM194 82V81H193ZM212 82V81H211ZM113 83V82H112ZM117 83V82H116ZM126 84H127V82H125ZM144 83V84H145ZM153 83V82H152ZM172 83H173V81H172ZM86 84V83H85ZM119 84H121V83H119ZM150 84V83H149ZM148 84V85H149ZM164 84V83H163ZM165 84H166V82H165ZM165 84L164 85H162V87H164L165 86ZM182 84V83H181ZM188 84V83H187ZM191 83H189V85H190ZM211 84V83H210ZM91 85V84H90ZM103 85V84H102ZM109 85H110V83H109ZM136 85V84H135ZM154 85H157V84H154ZM170 85V84H169ZM168 85V86H169ZM171 85H174V84H171ZM176 85V84H175ZM178 85H179V83H178ZM184 85H186V83L184 84ZM199 85V84H198ZM77 86V85H76ZM97 86V85H96ZM121 86H123V85H121ZM146 86H147V84H146ZM150 86H152V84L151 85H149V87ZM180 86V85H179ZM182 86V85H181ZM188 86V85H187ZM207 86H208V84H207ZM55 87V86H54ZM73 87H74V84H73ZM110 87H111V85H110ZM112 87H114V85L112 86ZM156 87V86H155ZM161 87V88H162ZM178 87V86H177ZM184 87V86H183ZM182 87V88H183ZM194 87V86H193ZM80 87H78L77 86V90H76V87H74L73 89V93L71 92V93H69L68 95L70 96L69 98H74V99H77V97H78V100H79V98L81 97V95L79 94V91L78 90H80L79 89ZM115 88H117V87H115ZM120 88V87H119ZM125 88V87H124ZM165 88H167V86L165 87ZM181 88V87H180ZM191 88V87H190ZM199 88V87H198ZM88 89H89V87H88ZM91 89V88H90ZM172 89V88H171ZM177 89V88H176ZM188 89V88H187ZM197 89V88H196ZM75 90L77 91V92H75ZM91 90H93V89H91ZM118 90V89H117ZM121 90V89H120ZM159 90H161L160 88H159ZM166 90V89H165ZM169 90V89H168ZM175 90V89H174ZM55 91V90H54ZM97 91H98V89H97ZM111 91V90H110ZM156 91V90H155ZM182 91V90H181ZM200 91V90H199ZM93 92H95V91H93ZM125 92V91H124ZM165 92V91H164ZM177 92H178V90H177ZM179 92H180V90H179ZM182 92H184V90L182 91ZM197 92V91H196ZM195 92V93H196ZM76 93H78V94H76ZM116 93V92H115ZM114 93V94H115ZM148 93V92H147ZM155 93V92H154ZM158 93V92H157ZM194 93V94H195ZM95 94V93H94ZM93 94V95H94ZM97 94V93H96ZM95 94V95H96ZM135 94V93H134ZM150 94V93H149ZM162 95H164L163 93H161ZM203 94V93H202ZM75 97H74V96ZM78 95V96H77ZM79 95H80V97H79ZM91 95V94H90ZM100 95V94H99ZM123 95H124V93H123ZM127 95V94H126ZM130 95H132V94H130ZM137 95V94H136ZM151 95V94H150ZM168 95H169V92H168ZM173 95V94H172ZM198 95V94H197ZM201 95V94H200ZM47 96V97H46ZM73 96V97H72ZM96 96H98V95H96ZM118 96H119V94H118ZM129 96V95H128ZM159 96V95H158ZM157 96V97H158ZM180 96V95H179ZM208 96V95H207ZM44 98L42 99V101H44V102H48V100L47 99H49V96L47 95V94H45L44 96H43ZM86 97V96H85ZM109 97V99H110V95L108 96ZM122 97H124V96H122ZM176 97H177V95H176ZM181 97H184V96H181ZM180 97V98H181ZM195 97H197V96H195ZM200 96H198V98H199ZM209 97V96H208ZM41 98V97H40ZM40 98H38V99H40ZM90 98V100H91V97H89ZM111 98H112V96H111ZM121 98V97H120ZM132 98V97H131ZM154 98V97H153ZM152 98V99H153ZM172 98V97H171ZM186 98V97H185ZM62 99V98H61ZM96 99V98H95ZM94 99V100H95ZM106 99V98H105ZM105 99L103 100V102L105 101ZM113 99V98H112ZM128 99V98H127ZM126 99V100H127ZM156 99V98H155ZM158 99V98H157ZM160 99H161V97H160ZM164 99H165V97H164ZM183 99V98H182ZM188 99V98H187ZM190 99V98H189ZM202 99V98H201ZM51 100V99H50ZM49 100V101H50ZM98 100V99H97ZM122 100V99H121ZM121 100H118L119 102H121ZM131 100H133V98L131 99ZM130 100V101H131ZM159 100V99H158ZM171 100V99H170ZM184 100V99H183ZM66 101V100H65ZM77 101V100H76ZM110 101V100H109ZM115 101V100H114ZM116 101H117V99H116ZM134 101H136V100H134ZM187 101V100H186ZM195 101V99L193 100V102ZM197 101V100H196ZM96 102V101H95ZM99 102V101H98ZM111 102V101H110ZM124 102V101H123ZM149 102H151V101H149ZM182 102V101H181ZM190 102H192V101H190ZM199 102V101H198ZM201 102V101H200ZM72 103V102H71ZM113 103H116V102H113ZM126 103V102H125ZM128 103V102H127ZM130 104H131V102H129ZM170 103V102H169ZM178 103H180V102H178ZM69 104V103H68ZM84 104V103H83ZM93 104H96V103H93ZM98 104V103H97ZM102 104V103H101ZM106 103H104V105H105ZM117 104V103H116ZM138 104V103H137ZM146 104H149V103H146ZM172 104H173V102H172ZM177 104V103H176ZM175 104V105H176ZM184 104V103H183ZM191 104H193V103H191ZM195 104V103H194ZM117 105H119V104H117ZM122 105V104H121ZM134 105V104H133ZM153 105V104H152ZM197 105V104H196ZM107 106H108V104H107ZM132 106V105H131ZM130 106V107H131ZM138 106V105H137ZM154 106V105H153ZM161 106H163V104L161 105ZM167 106V105H166ZM185 106V105H184ZM201 106V105H200ZM204 106V105H203ZM116 107V106H115ZM118 107V106H117ZM165 107V106H164ZM190 107V106H189ZM197 107H199L198 105H197ZM196 107V108H197ZM205 107V109H206V105L204 106ZM120 108H121V106H120ZM174 108V107H173ZM188 108V107H187ZM191 108V107H190ZM203 108V107H202ZM202 108H200V109H202ZM211 108V107H210ZM179 109H180V107H179ZM183 109V108H182ZM198 109V108H197ZM204 109V108H203ZM214 109V108H213ZM137 110V109H136ZM166 110H167V107H166ZM193 110H194V108H193ZM172 111V110H171ZM179 111V110H178ZM188 111V110H187ZM190 111H191V109H190ZM195 111V110H194ZM193 111V112H194ZM201 111H203V110H201ZM207 111H208V109H207ZM211 111H212V109H211ZM126 112V111H125ZM129 112V111H128ZM160 112H162V111H160ZM182 112V111H181ZM186 112V111H185ZM237 112V111H236ZM162 113H164V112H162ZM173 113H175V112H173ZM183 113V112H182ZM182 113H180V114H182ZM191 113V112H190ZM126 114V113H125ZM135 114V113H134ZM154 114L156 115V113L154 112ZM170 114H172V113H170ZM188 114V113H187ZM193 114V113H192ZM209 113H207V115H208ZM213 114V113H212ZM219 115H221L220 113H218ZM128 115H130V114H128ZM164 115V114H163ZM168 115V114H167ZM211 115V114H210ZM209 115V116H210ZM216 115H217V113H216ZM223 115V114H222ZM151 116V115H150ZM172 116V115H171ZM177 115H175V117H176ZM179 116V115H178ZM193 116H194V114H193ZM193 116H192V118H193ZM195 116H196V114H195ZM205 116V115H204ZM215 116V115H214ZM242 115H240V117H241ZM145 117V116H144ZM147 118H148V116H146ZM165 117V116H164ZM167 117V116H166ZM169 117V116H168ZM187 117V116H186ZM206 117V116H205ZM203 118V116L200 118V115H198V119H197V117H195V118H193V119H196V120H194L193 121V119H190L191 120V122H193V123H191V122H189V120L188 119H185L184 118V120H186V122H184L183 120V123L181 124V123H179V124H175V125H177V126H179L180 128H178L177 126H174L175 128L177 127V129H178V132H180V130L182 131V132H180V133H178V134H184V133H186V134H192V135H194L193 133L195 132V136H197L196 138H197V140H196V138L194 137V139H192L193 138V136H192V138H191V140L189 141V139H190V137L189 138H187L188 137V135H186V136H184V135H181L182 136V138L184 139V140H186L185 138H187V140L184 142H180L181 144H179V138H180V140H181V137H179L180 135H177V137L175 138V136L173 137L171 134H168V133H170V132H168L167 134V136H169V135H171L172 137H173V139L172 138H170V139H168V140H170V144H172L171 146H174L173 147V149L172 150H174V149H177L176 150V153H177V151H178V154L181 152L180 150V148H182V149H184L183 151H182V154H183V152H184V154H192V151H193V153L195 154H192V159H193V155H194V160H195V158L197 159V157H200L201 159H203L202 157H203V154H204V157H206V159H204V160H207V161H210L211 159H212V156H211V154L213 155V154H215V153H211L210 154V152H212V151H214V152H221V150H224L226 147V149L227 150H229V154L231 155H229L230 157H232V156H236L238 159H235V157H232V160H234V162L235 161H240V163L242 164V166L245 164L247 167H248V165H249V167L248 168H250V165L252 164L251 162L253 161H255V160H257L256 158H258V157H260L261 158V156H262V160L264 159V151H263V149L261 150V147H263L262 145H261V140H263L264 141V137H263V139H262V137H260L261 138V140H260V142H259V145L261 146H258V143H257V135H258V137H259V135L262 133H259L258 132V130H256L259 134H253L252 136H251V134L252 133H254L253 131V129L251 128V127H255L256 128V122L257 121H259V120H255L256 122H254L253 121V123H255V124H252L251 122H252V119H250V121L247 119V118H245V119H247V121L248 122H250V124H252V125H248L251 129H252V132L250 131L251 129L248 127V126H246L247 128H249L250 130H246V127L245 128H243V126H245V125H243L244 123H242V121L243 122H246V120L242 117V119H240L241 120V125H243L242 126V128H241V125H240V127L239 128H241V129H239L238 127L237 128H235V130H233L234 128L233 127H235V126H233L232 127V125L233 124H231V127H230V130L232 129V131H229V132H227V130H226V132H225V125L227 124V122H228V124H229V122H231V120L230 121H228V120H225V121H222V120H224V119H219L218 118V115H217V119L215 118V117H213V116H211V117H213V118H215V119H212L211 117V119L208 117V118ZM230 117H232V116H230ZM229 117V118H230ZM236 117V116H235ZM247 117V116H246ZM252 117V116H251ZM260 117V116H259ZM180 118V117H179ZM182 118V117H181ZM180 118V119H181ZM236 118H239V117H236ZM145 119V118H144ZM162 119V118H161ZM167 119V118H166ZM173 119V118H172ZM171 119V120H172ZM230 119H233V118H230ZM245 121H244V120ZM255 119V118H254ZM253 119V120H254ZM149 120V119H148ZM163 120H164V118H163ZM168 120V119H167ZM187 120H188V123H187ZM264 120V119H263ZM146 121H147V119H146ZM174 121V120H173ZM172 121V122H173ZM176 121H178V120H176ZM181 121V120H180ZM227 121V122H226ZM233 121H235V119L233 120ZM149 122H152V121H149ZM157 122V121H156ZM164 122H165V120H164ZM171 122V121H170ZM226 122V123H225ZM235 122H240V121H235ZM263 121H261V122H259V124H257V125H259V126H261L260 125V123H262ZM258 123V122H257ZM264 123V122H263ZM157 124H159V123H157ZM161 124V123H160ZM163 124V123H162ZM161 124V126H163ZM238 123H236V125H237ZM249 124V123H248ZM169 125H171V124H169ZM184 125V126H183ZM235 125V124H234ZM168 125H166V127H167ZM186 126V127H185ZM189 126V127H188ZM230 126V125H229ZM185 127V128H184ZM195 127V128H197L198 127V129H197V131L196 130H194L193 128ZM258 127V126H257ZM184 128V129H183ZM190 128V129H189ZM213 128V129H212ZM229 128V127H228ZM254 128V129H255ZM260 128V127H259ZM263 128V127H262ZM166 129V128H165ZM183 129V130H182ZM216 129V130H215ZM224 129V130H223ZM239 129V131H237ZM258 129V128H257ZM261 129V128H260ZM171 130H172V132H174L173 130H174V128H173V125H172V127H171ZM184 130H185V132H184ZM191 130H194V132L192 133L191 132ZM242 130V131H241ZM244 130V131H243ZM263 130V129H262ZM168 131V130H167ZM177 130H175V132L174 133H177L176 132ZM188 131H190V132H188ZM217 131V132H216ZM197 132H199L200 133V135H196V134H198ZM218 134V135H217ZM219 134H220V136H219ZM159 135V134H158ZM256 135V136H255ZM262 135V134H261ZM260 135V136H261ZM156 136H157V134H156ZM198 136H199V138L201 137V139L199 140V138H198ZM217 136L218 137V139L216 140L215 139V137ZM256 137V139L255 138H251V137ZM219 137H220V140H221V142L219 141ZM243 138L244 137V142H246L245 140H249L250 141V139L249 138H251V139H255V142L253 141V146H255V145H257V146H255V147H253L252 146V144H251V146L249 145V143L250 142H246L247 144H248V148H247V144L245 145V148H247V149H249V151H251V152H249V151H247L245 148H244V144L245 143H240V138ZM245 137H247V139L245 138ZM158 138V137H157ZM177 139V140H175V139ZM231 139V141L229 142V140ZM158 140H160V139H158ZM175 140V142H176V144H175V142H173ZM258 140H259V138H258ZM162 141H163V139H162ZM191 141H193V142H191ZM219 141V142H218ZM164 142V141H163ZM163 142H161V144H163ZM167 142H169V141H165V143H164V145L167 143ZM219 144H218V143ZM233 142H234V145H233ZM239 142V143H238ZM252 142V141H251ZM187 143H188V146H187ZM224 143V144H223ZM255 143V144H254ZM160 144V145H161ZM169 144V145H170ZM179 144V145H178ZM184 144V145H183ZM189 144H191V145H189ZM223 144V146H225V147H222L221 145ZM238 144L240 145L239 146V148H240V151H238V150H235V148L236 147H238ZM160 145H159V147H160ZM180 145L182 146V147H180ZM186 145V146H185ZM195 147H194V146ZM218 145H220L219 147L220 148H222V149H220L219 147H218ZM230 145V146H229ZM242 145V146H241ZM163 146V145H162ZM161 146V147H162ZM166 146V145H165ZM175 146H177V148H175ZM178 146L180 147V148H178ZM184 146H185V148H187L186 150H185V148H184ZM193 148H192V147ZM231 146H233L234 147V150L236 151V154H234L233 155V152L235 153V151L234 150H232V149H228V148H230ZM164 147V146H163ZM217 147H218V149H217ZM233 147H231V148H233ZM251 147V148H250ZM256 147H258V149L259 150H257V148ZM155 148H157L158 149V147H155ZM166 148V147H165ZM164 148V149H165ZM224 148V149H223ZM242 148V149H241ZM244 148V149H243ZM254 148H255V152H254ZM193 149V150H192ZM195 149V150H194ZM210 149H212V150H210ZM217 149V150H216ZM225 149V150H226ZM252 149H253V151H252ZM162 150V149H161ZM167 150V149H166ZM190 150H191V153H189L190 152ZM197 150V151H196ZM220 150V151H219ZM226 150V151H227ZM230 150H231V152H230ZM241 150H243V152H241ZM163 151V150H162ZM169 151V150H168ZM185 151H187L186 153H185ZM207 151V152H206ZM238 151V152H237ZM247 152V154L249 153H251L250 154V160L248 159V157L247 156H245L246 154V152ZM257 151V152H256ZM260 151V152H259ZM149 152V151H148ZM156 152H157V150H156ZM158 152H161V151H158ZM158 152L156 153V154H158ZM172 152H174V151H172ZM209 152V154L210 155H208L207 153ZM241 152V153H240ZM252 152H253V154H252ZM263 153V155H262V153ZM150 153H152V152H150ZM166 153V152H165ZM176 153H174V154H176ZM203 153V154H202ZM222 153V152H221ZM255 153H256V155H255ZM160 154V153H159ZM173 154V153H172ZM173 154V155H174ZM181 154V155H182ZM200 156H199V155ZM201 154H202V157H201ZM225 154H226V152H225ZM225 154H223V155H225ZM238 154H240L241 156L239 157L238 156ZM244 154V155H243ZM261 154V155H260ZM197 155V156H196ZM206 155V156H205ZM207 155L211 158H209V160H208V158H207ZM227 155H228V153H227ZM251 155H253L254 157H252ZM258 155V156H257ZM260 155V156H259ZM133 156V155H132ZM141 156V155H140ZM157 157H158V155H156ZM183 156V155H182ZM217 153H216V157H215V155H214V157L215 158H217ZM228 156V157H229ZM245 156V157H244ZM142 157V156H141ZM149 157H150V154H149ZM151 157H152V155H151ZM157 157H156V159H157ZM162 157V156H161ZM175 157V156H174ZM189 157V156H188ZM189 157V158H190ZM219 157H221V155L219 156ZM225 158L227 157V156H224ZM223 157V158H224ZM226 158V159H228L230 162L232 161L231 159H230V157L229 158ZM116 158H119V157H116ZM137 158V157H136ZM163 158H164V156H163ZM163 158L161 159V161L163 160ZM181 158V157H180ZM189 158H188V160H189ZM199 158V159H200ZM224 158V159H225ZM234 158V159H233ZM245 159V160H243V159ZM247 158V159H246ZM251 158H253L252 160H251ZM156 159H154V160H156ZM159 159V158H158ZM160 159H159V162H160ZM179 159V158H178ZM187 159V158H186ZM201 159L198 161V159L197 160H195V162L197 161V162H199V163H196V164H198V165H196L195 163H193L192 162V160L191 161H189L188 162V160H187V163H186V166H187V171H188V173H186L185 172V170L183 171V174H184V176H185V178L183 177V174H182V177L184 178V180H186V178L188 177L189 179L188 180H186L187 181V183H185L184 185H182V187L181 186H179V188H177L178 190L177 191H179V192H183V191H185L184 193H185V196L186 195H189L190 197H192L193 199H191V200H195L194 201V203L191 205V211L189 210V212H185L186 213V215L185 216H183V214H181V216H183V217H179V218H177L176 216H174L173 214H172V212H174V211H170L169 213L167 212V213H163L164 212V210H163V214H164V216H163V214H161V215H159V213H156V212H158V211H156V209L154 210V208H159V207H161V205L163 206V204H161V202L162 201H160L159 200V198L164 194V192H162L161 190H163V189H161V190H159V191H161V193H159V196H156V197H159L158 198V200H157V198L155 197V199L154 198H152V201L153 200H155V203L156 204H161V205H156V204H153L154 202H152V204H153V207H152V204H150V207H151V209L152 210H154L153 211V213H151V216H153V219L151 218V220L153 221V222H151L150 223V219H148L147 220V215H142L141 216V218L143 217V219L140 221L141 223H139V226H133L132 225V232L130 231L131 229H130V227L129 228H127L126 230L124 229H122V227L121 228H119L118 226H117V228L115 227H112V225H111V227H109V226H106V224L104 225V222H103V224L101 223V226L104 228V230L102 229L101 230V226H100V229L98 230V228H99V222H101V221H98L97 222V219H98V217H101V218H103V219H105V217L106 216H108V215H110L111 214V212H101V210L100 211H98L97 210V208H93V209H95V210H97V211H95L94 213H91V212H93V211H89L90 212V214H92L91 216H90V222H91V225H93L94 223L93 222H97L96 224V226H94L93 225V227L95 228V227H97L96 228V230H95V232H96V235H97V237L96 238H94V239H92L91 240V238H90V233H92L93 231H94V229L92 228V226H91V228H92V232H90L89 233V231L87 230V229H82V227H81V229L83 230L82 232H81V229H79L78 228V236H79V240L76 238V240H78V241H80L79 242V244L78 243H76V241L74 242V243H76L75 245L78 247V249H79V251H78V253L76 254V255H78L77 256V258L75 259V261H74V259H73V261H72V264L74 263V264H151L150 263V261H151V259L152 260H154L155 262H157L158 264H221V263H223V264H225L224 262H225V260H227V258H229V259H235L236 260V258H239V260H238V263L239 264H249L248 262H251L252 260L254 261L255 260V264H259L260 263V259L261 258H263L264 257V190L262 189V188H258V184L257 185H252V187L253 188H251L250 190H248L246 193H239V192H237V191H235V196L232 198V199H226V198H223V197H225V196H223V197H221L220 196V194L216 191V189L215 188H212V187H209V185H208V183H206L207 181V179L209 178V177H211V175L207 178L206 177V171H205V169H204V167H203V163H205V165L206 166H209L208 164H213L214 165V161L216 160V159H214V160H212L213 162H203V161H201ZM218 159V158H217ZM221 158H219V160H220ZM222 160V162H224L225 160ZM239 159H241V160H239ZM146 160V159H145ZM165 160V159H164ZM167 160V159H166ZM169 160V159H168ZM182 159H180L179 161H181ZM218 160V161H219ZM242 160H243V163H242ZM247 160V161H246ZM259 160H261V159H259L258 158V161ZM261 160V161H262ZM147 161H149V159L147 160ZM184 161H186L185 159L184 160H182V163L184 162ZM218 161H216L217 162V164L218 165H220L221 164V162H220V164H219V162ZM237 161V162H238ZM250 161V162H249ZM258 161H255V163L254 164H256V167H262L263 168V164H264V162H263V164L261 165V163L260 162H258ZM264 161V160H263ZM136 162H137V160H136ZM135 162V163H136ZM139 162V161H138ZM137 162V163H138ZM167 162H169V161H167ZM228 162V161H227ZM247 162H249V164L247 163ZM257 162V163H256ZM119 163V162H118ZM117 163V164H118ZM150 163V162H149ZM148 163V164H149ZM247 163V164H246ZM251 163V164H250ZM133 164V163H132ZM140 164H142V163H140ZM140 164H139V166H140ZM152 164V163H151ZM157 164V163H156ZM155 164V165H156ZM160 164H161V162H160ZM216 164V163H215ZM217 164L215 165V166H213V168H214V170H215V168H217ZM228 164V163H227ZM229 164H231V163H229ZM237 164V163H236ZM135 165V164H134ZM138 165V164H137ZM137 165H135V167L137 168ZM150 165V164H149ZM181 165H183V164H181ZM222 165H223V163H222ZM232 165H233V162H232ZM231 165V166H232ZM238 165V164H237ZM259 165H261V166H259ZM138 166V167H139ZM146 166V165H145ZM174 166V165H173ZM221 166V165H220ZM225 166H226V164H225ZM225 166L223 165V167L225 168ZM235 165H233L232 167H234ZM242 166H241V168H242ZM124 167V166H123ZM129 167V166H128ZM127 166H126V168H128ZM146 167H148V166H146ZM151 167V166H150ZM152 167H153V165H152ZM152 167H151V170H153L152 169ZM164 167H166V166H164ZM163 167V168H164ZM209 167H212V165H210ZM222 167V166H221ZM227 167V166H226ZM244 167V166H243ZM64 168V167H63ZM73 168V167H72ZM121 168V167H120ZM131 168H132V166H131ZM135 168V169H136ZM140 168V167H139ZM141 168H143V167H141ZM140 168V169H141ZM170 168V167H169ZM175 168V167H174ZM173 168V169H174ZM206 168H208V167H206ZM223 168V169H224ZM228 168V167H227ZM227 168L225 169V170H223L224 172H228L229 173V171H231V170H233V169H231L230 168V170H227ZM239 168H240V165H239ZM246 168V167H245ZM49 169V168H48ZM134 169V168H133ZM138 169V168H137ZM136 169V170H137ZM150 169V168H149ZM148 169V170H149ZM160 169V168H159ZM209 170H211L212 168H208ZM264 169V168H263ZM263 169H261L262 171V173L264 174V170ZM54 170V169H53ZM108 170V169H107ZM106 170V171H107ZM118 170V169H117ZM135 170V171H136ZM142 170V169H141ZM157 170V169H156ZM175 170V169H174ZM208 170V171H209ZM252 170H253V168H252ZM255 170H257V171H259L260 172V170L258 169V168H255ZM41 171V170H40ZM52 171V170H51ZM62 171V170H61ZM109 171V170H108ZM119 171V170H118ZM117 171V172H118ZM126 171V170H125ZM130 171H132V169H130ZM134 171V172H135ZM143 171V170H142ZM144 171H145V169H144ZM158 171H160V170H158ZM170 171V170H169ZM173 171V170H172ZM177 171H179V170H177ZM181 171V170H180ZM250 171V170H249ZM36 172V171H35ZM42 172V171H41ZM110 172V171H109ZM116 172V171H115ZM116 172V173H117ZM124 172V171H123ZM127 172V174H128V171H126ZM138 172V171H137ZM154 172V171H153ZM156 172V171H155ZM154 172V173H155ZM167 172V171H166ZM218 172V171H217ZM231 172H233V171H231ZM234 172L235 173H237L236 172V170H234ZM248 172V171H247ZM37 173V172H36ZM65 173V172H64ZM125 173V172H124ZM133 173V172H132ZM162 173V172H161ZM191 173V174H190ZM222 173V172H221ZM220 173V174H221ZM241 173V172H240ZM105 174V173H104ZM115 174V173H114ZM140 174V173H139ZM142 174V173H141ZM140 174V175H141ZM148 174L149 173H146L145 172V174H144V172H143V174H142V176L141 177H144V175L145 176H148ZM170 174V173H169ZM168 174V175H169ZM173 174V173H172ZM179 174V173H178ZM186 174H188V176L186 177ZM223 174V173H222ZM237 174H239V173H237ZM243 174V173H242ZM246 174V173H245ZM39 175V174H38ZM120 175V174H119ZM138 175V174H137ZM162 175V174H161ZM164 175V174H163ZM175 175H177V174H175ZM180 175V174H179ZM244 175V174H243ZM37 176V175H36ZM116 176V175H115ZM123 176V175H122ZM127 176V175H126ZM133 176V175H132ZM170 177L171 176H173V175H169ZM181 176V175H180ZM179 176V177H180ZM190 176V177H189ZM110 177V176H109ZM117 177V176H116ZM135 177V176H134ZM134 177H133V179H134ZM141 177L139 178L140 180H141ZM149 178H150V175L148 176ZM170 177H168V178H170ZM178 177V178H179ZM182 177H180V178H182ZM218 177V176H217ZM216 177V178H217ZM68 178V177H67ZM113 178H115V177H113ZM123 178H125V177H123ZM126 178H128V179H130L129 178V176H127ZM132 178V177H131ZM138 178V177H137ZM149 178H147L148 180H149ZM172 178H174V177H172ZM207 178V179H206ZM43 179V178H42ZM41 179V180H42ZM143 179V178H142ZM146 178H145V184L146 183H148V184H151V183H149L148 182V180H147ZM152 179V178H151ZM157 179V178H156ZM206 179V180H205ZM40 180V179H39ZM40 180V181H41ZM47 180V179H46ZM50 180V179H49ZM66 180V179H65ZM68 180H70V179H68ZM114 180V179H113ZM121 180V179H120ZM125 180V179H124ZM136 180V179H135ZM139 180V181H140ZM153 180V179H152ZM168 180V179H167ZM169 180H171V179H169ZM174 180H175V178H174ZM183 180V179H182ZM184 180L182 181V182H184ZM64 181V180H63ZM130 181H132V180H130ZM137 181V180H136ZM151 181V180H150ZM163 181V180H162ZM211 181H213V180H211ZM65 182V181H64ZM72 182H73V180H72ZM123 182H125V181H123ZM126 182H128L127 180H126ZM133 182H134V180H133ZM171 182H173V181H171ZM208 182H210V181H208ZM250 182V181H249ZM253 182V181H252ZM254 182L256 183V179H254ZM35 183V182H34ZM62 183V182H61ZM82 183V182H81ZM111 183H112V180H111ZM118 183V182H117ZM120 183H122L121 181H120ZM131 183V182H130ZM140 183H141V181H140ZM140 183H137V184H139L140 185ZM141 184V185H144V186H146L145 184ZM153 183H155V180L153 181ZM158 184H159V182H157ZM162 183V182H161ZM174 183V182H173ZM175 183H176V185H179L180 183H181V181L180 182H178V180L177 181H175ZM178 183V184H177ZM255 183H253V184H255ZM258 183V182H257ZM66 184V183H65ZM79 184V183H78ZM129 183H126V186H127V188H129V186L130 185H128ZM157 184V185H158ZM182 184V183H181ZM211 184H212V182H211ZM250 184H252L251 182H250ZM76 185V184H75ZM132 185V184H131ZM136 185V184H135ZM134 185V186H135ZM213 185V184H212ZM61 186V185H60ZM70 186V185H69ZM123 186V185H122ZM166 186V185H165ZM174 186V185H173ZM173 186H169L171 189H168V190H172V187ZM184 186V187H183ZM66 187V186H65ZM157 187V186H156ZM159 187V186H158ZM157 187V188H158ZM163 187H164V185H163ZM175 187H177V186H175ZM215 187V186H214ZM260 187V186H259ZM40 188H44V187H40ZM45 188H48L49 190H50V188L49 187H45ZM126 188V187H125ZM132 187H130V190L131 191H129L128 192V189H127V193H129L128 194V196L130 197V194H131V196H132V193H130V192H132V189H134V187L131 189ZM139 188H140V186H139ZM138 188V189H139ZM154 188V187H153ZM155 189L156 191L158 190V189ZM159 188H162V186L161 187H159ZM180 188H182V189H180ZM185 188H187V189H185ZM264 188V187H263ZM151 189V188H150ZM174 189H176V188H174ZM232 189V188H231ZM234 189V188H233ZM238 189V188H237ZM240 189H243L242 187L240 188ZM45 190H47V189H45ZM52 190H53V188H52ZM51 190V191H52ZM70 190H71V188H70ZM124 190V189H123ZM122 190V191H123ZM126 190V189H125ZM135 190V189H134ZM165 190H167V188H164V190L163 191H165ZM182 190V191H181ZM221 190V189H220ZM43 191V190H42ZM62 191H67V190H64V188H63V190ZM62 191H60V193L62 192ZM230 192H231V190H229ZM35 192V191H34ZM36 192H37V190H36ZM49 192L50 191H48L47 190V193L46 194H48L47 195V197H50L49 196ZM124 192V191H123ZM134 192V191H133ZM178 192V193H179ZM187 192H189V193H187ZM234 192V191H233ZM237 192V193H236ZM39 193V192H38ZM38 193H36V194H38ZM54 193V192H53ZM59 193V190H58V195L60 194ZM66 193H68V194H70V196L68 195V194H66ZM157 193V192H156ZM165 193H166V191H165ZM171 193H172V191H171ZM174 193V192H173ZM175 193H176V190H175ZM190 193L192 194V196L190 195ZM50 194H52L51 192H50ZM62 194V193H61ZM61 194L59 195V197H56V196H51L52 198H54V199H52V198H50V200L52 199V200H56L57 201V204H58V202H60V200L62 199V198H60V196H61ZM77 194V193H76ZM155 194V193H154ZM162 194V195H161ZM181 194V193H180ZM57 195V196H58ZM157 195V194H156ZM169 195H171V194H169ZM167 193H166V195L164 194V196L166 197V196H168V197H170ZM176 194H174V196H175ZM183 195V194H182ZM181 195V196H182ZM234 195V194H233ZM5 196V195H4ZM3 196V197H4ZM38 196V195H37ZM65 196H69V198L71 199L72 197H71V193L69 192V191H67V192H64V198H65ZM74 196V195H73ZM155 196V195H154ZM6 197V196H5ZM61 197H63V196H61ZM129 197H126L125 198V200H126V203L128 204V203H130L131 202V197L129 198ZM152 197V196H151ZM164 197V198H165ZM168 197H166V199L168 198ZM176 197V196H175ZM7 198V197H6ZM18 198V197H17ZM63 198V199H64ZM68 198V199H69ZM77 198H79L80 199V197H77ZM85 198V197H84ZM128 198V199H127ZM163 198V196L161 197V199H164ZM171 198H173V196L171 197ZM171 198L169 199V200H171ZM14 199V198H13ZM21 199V198H20ZM57 199H60L59 201L57 200ZM67 199V200H68ZM74 199V201L75 200H77L76 198H72L71 200H73ZM78 199V200H79ZM87 199V198H86ZM134 199V198H133ZM151 199V198H150ZM177 199V198H176ZM17 200V199H16ZM34 200H35V198H34ZM66 199H65V202L67 201ZM77 200V201H78ZM88 200H90V199H88ZM149 200V199H148ZM159 201V202H157V201ZM3 201V200H2ZM5 201V200H4ZM4 201H3V203H4ZM26 201V200H25ZM27 201H29L28 199H27ZM26 201V202H27ZM31 201V200H30ZM56 201L55 202H53L52 204L50 203V202H48V203H50V205H55L56 204ZM68 201H70V200H68ZM80 203H81V205H80V208L82 207V205H83V203L85 202H82L83 200H82V198L80 199ZM128 201H130V202H128ZM134 201H136L135 199H134ZM167 201V200H166ZM165 201V202H166ZM258 201V202H257ZM18 202V203H17ZM17 202H15V203H17V204H19V200H17ZM62 203H60V204H63V201H61ZM92 202V201H91ZM132 202H133V200H132ZM163 202H164V200H163ZM15 203H14V205H15ZM21 204H22V202H20ZM25 203V202H24ZM29 204H30V202H28ZM47 203V202H46ZM47 203V204H48ZM76 203V202H75ZM75 203H74V205H73V203L71 202V204H72V207H70L69 206V204L68 205H66V207L68 208H66V211H65V214L66 213H68V215H70L71 216V213H72V215H73V217L77 214V213H79L78 211H82L83 212V209L82 210H77V212L75 213V210L76 209H78L79 208V204H77L76 203V205L78 206L77 208H75V210H73L74 209V206H75ZM86 203V202H85ZM88 203V202H87ZM126 203H124L123 202V208L124 209H126V208H128V207H125V206H127V204ZM171 203V202H170ZM259 205V206H257V204ZM1 204H2V202H1ZM27 204V203H26ZM28 204V205H29ZM35 204V203H34ZM46 204V205H47ZM56 204V205H57ZM59 204V205H60ZM67 204V203H66ZM89 204H90V202H89ZM135 204H136V202H135ZM166 204V203H165ZM164 204V205H165ZM167 204H169V203H167ZM166 204V205H167ZM183 205L182 203H177L176 204V206L177 205ZM5 205V204H4ZM59 205H58V207H59ZM64 205V204H63ZM61 206V207H64V206ZM87 205V204H86ZM125 205V206H124ZM132 206V204H128V206ZM133 205H134V203H133ZM170 205V204H169ZM168 205V206H169ZM175 205V204H174ZM181 205H180V208H182L181 207ZM245 206V207H247V208H249V209H247V210H249V213H250V211H252V210H254V208H256L255 210L259 213H256L257 214V216H258V218L260 217L261 219H259V220H261L262 221V225H260V224H258L259 225V227L256 229L255 227L256 226H254V228H253V226L252 225H247V224H244V225H246V226H244L243 224L241 225V223H240V219L239 218H236V215H235V212H236V209L238 208V206ZM17 206V205H16ZM19 206V205H18ZM22 206V205H21ZM20 206V207H21ZM31 206H33V205H31ZM35 206V208H36V205H34ZM33 206V207H34ZM83 206H85V204L83 205ZM158 206V207H157ZM172 206H173V204H172ZM185 206V205H184ZM259 207L258 209H257V207ZM28 208L30 207V205L29 206H27ZM33 207H31V208H33ZM40 207V206H39ZM46 207V206H45ZM51 207V206H50ZM50 207H48L47 206V208L49 209V212L50 213H52L51 212V209H50ZM54 207H56V206H54ZM53 207V209L55 210V208ZM76 207V206H75ZM90 207V206H89ZM94 207V206H93ZM179 207V206H178ZM177 207V208H178ZM2 208V207H1ZM3 208H4V206H3ZM72 208V209H71ZM122 208V209H123ZM135 208H136V205H134V209H133V207H132V209H133V211L135 212ZM184 208V207H183ZM182 208V209H183ZM14 209H16V208H14ZM14 209H12V211H10V212H13L14 211ZM17 209H19V207L17 208ZM23 209H25L24 207H23ZM52 209V210H53ZM71 211H74V213H75V215H74V213L73 212H71ZM85 209V208H84ZM87 209V208H86ZM90 209V208H89ZM2 210V209H1ZM33 211L32 209H30L29 208V211ZM39 211H40V209H38ZM42 210V209H41ZM53 210V211H54ZM61 210V209H60ZM67 210H68V212H67ZM91 210V209H90ZM130 210V209H129ZM179 210H181V209H179ZM185 210V209H184ZM254 210V211H255ZM259 210V211H258ZM3 211H4V209H3ZM7 211H8V208H7ZM16 211V210H15ZM14 211V212H15ZM18 211V210H17ZM16 211V212H17ZM25 212L27 211V209H25L24 210ZM35 211V210H34ZM125 211H127V209L125 210ZM255 211V212H256ZM14 212H13V214H11V215H13L14 216ZM19 212V211H18ZM37 212V211H36ZM56 212V211H55ZM55 212H54V214H55ZM62 212H63V210H62ZM81 212V213H82ZM85 212V211H84ZM88 212V213H89ZM123 212H124V210H123ZM131 212H132V210H130L129 212H128V214H127V216L129 215L130 216V214H131ZM156 214H155V213ZM166 212V211H165ZM255 212L253 213V216H254V214H255ZM3 213V212H2ZM22 213H24V212H22ZM22 213H20V214H22ZM39 213V212H38ZM126 213V212H125ZM133 213V212H132ZM175 213H177L178 214V212H176V210H175ZM9 214V213H8ZM18 214V213H17ZM16 214V215H17ZM48 214V213H47ZM63 214V213H62ZM61 214V215H62ZM135 214V213H134ZM154 214V215H153ZM167 214H172V215H167ZM252 214V213H251ZM256 214H255V216H256ZM27 215H29V214H27ZM26 215V216H27ZM33 215H35V214H33ZM59 216V217H64L65 219H66V217L68 216L67 214L66 215H62V216ZM78 215H80V214H78ZM85 215V214H84ZM87 215V214H86ZM133 214H131V216H132ZM158 215V216H157ZM167 215V216H166ZM2 215L0 214V217H1ZM21 216H23V215H21ZM31 216V215H30ZM36 216V215H35ZM46 216H48V215H46ZM45 216V217H46ZM55 216V215H54ZM128 216V217H129ZM130 216V217H131ZM138 216H140L139 214L137 215V217ZM178 216H180V212H179V214H178ZM256 216V217H257ZM6 217V216H5ZM11 217V216H10ZM18 217H19V215H18ZM29 217V216H28ZM28 217H26L27 219H28ZM34 217V216H33ZM58 217V218H59ZM69 217V216H68ZM76 217V216H75ZM74 217V219H77V218H75ZM87 217H89V214H88V216ZM86 217V218H87ZM133 218H135V216H132ZM136 217V218H137ZM4 218V217H3ZM23 218V217H22ZM22 218L20 219V220H22ZM25 218V217H24ZM54 218V217H53ZM57 218V217H56ZM55 218V219H56ZM63 218V219H64ZM84 218H85V216H84ZM85 218V219H86ZM101 218H100V220H101ZM110 218V217H109ZM139 218V217H138ZM1 219V218H0ZM5 219V218H4ZM8 219H9V217H8ZM7 219V220H8ZM31 219V218H30ZM34 219V218H33ZM32 219V220H33ZM39 219V218H38ZM43 219V218H42ZM64 219V220H65ZM73 219V220H74ZM85 219H84V221H83V216H81V222L83 221V223L81 224V226L82 225H86V223H85ZM256 219V218H255ZM254 219V220H255ZM10 220H11V218H10ZM13 220H15V219H13ZM13 220H12V222H13ZM32 220H29V221H32ZM36 220V219H35ZM59 220V219H58ZM60 220H62L61 218H60ZM66 220H69L70 221V218L69 219H66ZM66 220H65V223L64 224H66L67 222H66ZM89 220V219H88ZM93 222H92V221ZM96 220V221H95ZM110 220V219H109ZM129 220V219H128ZM137 220V219H136ZM140 220V219H139ZM138 220V221H139ZM150 220V221H149ZM258 220V219H257ZM258 220V222H261V221H259ZM75 221V220H74ZM87 221V220H86ZM105 221V220H104ZM112 221V220H111ZM148 221H149V223H150V225L149 224H146V223H148ZM16 222H17V220H16ZM25 222V221H24ZM39 222V221H38ZM62 222H64L63 220H62ZM76 222V221H75ZM75 222H73V223H75ZM78 222V221H77ZM80 222V221H79ZM109 222V221H108ZM133 222H134V220H133ZM132 222V223H133ZM255 222H257L256 220H255ZM11 223V222H10ZM20 223H21V221H19V224H18V222L16 223V224H18L19 226H20ZM30 223V222H29ZM33 223V222H32ZM41 223V222H40ZM39 223V224H40ZM48 223H49V221H48ZM99 223V224H98ZM113 223V222H112ZM111 223V224H112ZM118 223V222H117ZM131 223V224H132ZM136 223H137V221H136ZM12 224V223H11ZM16 224H15V226H16ZM39 224H37L36 223V227L35 228H37L38 227V225ZM47 224V223H46ZM46 224H44L45 225V228H46ZM72 224V223H71ZM122 224V223H121ZM134 225H136L135 223H133ZM140 224L142 225V226H140ZM256 224V223H255ZM23 225V224H22ZM26 225V224H25ZM27 225H28V223H27ZM31 225V224H30ZM42 224H40L39 226H41ZM88 225V229H89V224H87ZM104 225V226H103ZM118 225H119V223H118ZM124 225V224H123ZM138 225V224H137ZM253 225H254V223H253ZM2 227H4L3 225H1ZM11 226V225H10ZM14 226V227H15ZM33 226V225H32ZM71 226V225H70ZM76 226H77V224L75 225V227L74 228H76ZM114 226V225H113ZM242 226L247 230V231H245V229H243L242 228ZM21 227H23V226H21ZM25 227V226H24ZM43 225H42V231H43ZM86 227V226H85ZM106 227V228H105ZM8 228V227H7ZM7 228L5 227V228H3V229H6L5 231H8L7 230ZM16 228H18V226L16 227ZM32 228V227H31ZM49 228L51 229L50 231L51 232H53L52 233V235L54 234V232H55V235L57 236V233H56V230H55V225H51V226H49ZM66 228V227H65ZM84 228V227H83ZM87 228V227H86ZM91 228H90V230H91ZM3 229H1L2 231H3V233L5 232ZM13 229V228H12ZM26 230H27V228H25ZM38 229V228H37ZM54 229V230H53ZM56 229H59V228H57L56 227ZM64 229V227L62 228V230H61V228L59 229L60 230V232L62 231V234H63V231L65 230H63ZM128 229H130L129 231L130 232H126ZM0 230V236H1V233H2V231ZM14 230V229H13ZM18 230V229H17ZM16 230V231H17ZM25 230V231H26ZM29 230V229H28ZM26 231V233L28 232V233H30V234H28V236L29 235H31V232H32V234H34V235H36V234H38L35 230H29V231ZM40 229H38V231H39ZM47 231H48V229H46ZM46 230H44V232L46 231ZM53 230V231H52ZM59 230L57 231L58 233H59ZM88 231V233H89V237L88 236H86V234H85V232L86 231ZM41 231V230H40ZM39 232V233H41L40 235H42L44 232ZM85 231V232H84ZM8 232H11V231H8ZM12 232H14V231H12ZM21 232V231H20ZM24 232V231H23ZM49 232V231H48ZM50 232V233H51ZM79 232H81V233H79ZM6 234H4V235H2L1 237H3V238H1V239H4L6 236H7V234H9V233H7V232H5ZM19 233V232H18ZM66 233V232H65ZM94 233V232H93ZM129 233H131V234H129ZM26 234V235H27ZM62 234H60V235H62ZM72 234H74V233H71V236H72ZM76 234V233H75ZM83 236V234H85V236L86 237H88L89 238V241H87V242H89L87 245H88V247L87 246H85V244H86V242H85V240H84V238H83V241L85 242V244L84 243H82V241H81V235ZM39 235V236H40ZM51 235V236H52ZM65 235V234H64ZM94 236L93 237H95V233L93 234ZM19 236V235H18ZM23 236H24V234H23ZM27 236V237H28ZM45 236V235H44ZM8 237V236H7ZM21 237V236H20ZM30 237V236H29ZM29 237L28 238H26V240H28L29 239ZM32 237L33 238H36L35 236H33L32 235ZM45 237H49L48 236V233H47V235L45 236ZM44 237V238H45ZM64 237V236H63ZM73 237H74V235H73ZM182 237H184V239L183 240H181V238ZM15 238V237H14ZM23 238V237H22ZM21 238V239H22ZM31 238V237H30ZM50 238H53V237H50ZM9 239L11 240V236L9 237ZM17 239V238H16ZM15 239V240H16ZM48 239V238H47ZM47 239L45 238V240H43V241H47ZM58 239V238H57ZM64 239V238H63ZM71 239H73V238H71ZM75 239V238H74ZM85 239H87V238H85ZM5 240V239H4ZM10 240H8L7 239V241L6 242H9ZM18 240V239H17ZM23 240H24V238H23ZM49 240V239H48ZM54 240V239H53ZM60 240V239H59ZM180 240H181V242H180ZM12 241V240H11ZM10 241V242H11ZM25 241V240H24ZM23 241V242H24ZM32 241V240H31ZM73 241V240H72ZM71 241V242H72ZM77 241V242H78ZM5 242V243H6ZM10 242H9V244H10ZM13 242H15L14 240H13ZM22 242V241H21ZM26 243H27V241H25ZM24 242V243H25ZM30 242V240H28V243ZM49 243H50V241H48ZM52 242V241H51ZM65 242V241H64ZM0 243H2V240H1V242ZM16 243H17V241H16ZM26 243H25V245H26ZM45 243V242H44ZM46 244V243H45ZM65 244V243H64ZM80 244H84V245H80ZM2 246H3V243L1 244ZM5 245V244H4ZM12 246H13V244H11ZM18 245H21V248L24 246V244H23V246H22V244H20V243H18ZM31 245H33V244H31ZM50 245V244H49ZM58 245V244H57ZM63 245V244H62ZM27 246V248H28V245H26ZM26 246H24V248L26 247ZM40 246H41V244H40ZM53 246V245H52ZM55 246H56V244H55ZM65 246V245H64ZM83 246H85V247H83ZM1 247V246H0ZM4 247V246H3ZM10 247V246H9ZM17 248H18V246H16ZM32 247V246H31ZM45 247H46V245H45ZM50 247V246H49ZM148 248L149 250L151 249L152 250V253H150L151 254V257H150V260H148V259H142V256L144 255V253H140V251L142 250V249H144V248ZM2 248V247H1ZM5 248V247H4ZM14 248V247H13ZM17 248L15 249V250H17ZM20 248V247H19ZM18 248V249H19ZM33 248V247H32ZM31 248V249H32ZM57 248V247H56ZM68 248H70V247H68ZM75 248V247H74ZM84 248H85V250H87V253L84 255ZM237 248H238V250H237ZM6 249H8V247L6 248ZM26 249V248H25ZM30 249V248H29ZM29 249H26V252L27 251H29ZM147 249V250H148ZM10 249H8L7 251H9ZM14 250V249H13ZM34 250V249H33ZM54 250V249H53ZM59 250V249H58ZM148 250V251H149ZM6 251V250H5ZM4 251V252H5ZM18 251H20V250H17V252ZM23 251V250H22ZM21 251V252H22ZM43 251H45L44 250V248H43ZM56 251V250H55ZM69 251H71L70 249H69ZM73 251H74V249H73ZM82 251H83V253H82ZM145 251V250H144ZM15 252V254H16V251H13V253ZM42 252V251H41ZM60 252V251H59ZM77 252V251H76ZM76 252H74V253H76ZM151 252V251H150ZM9 253V252H8ZM11 253V252H10ZM19 253V252H18ZM30 253V252H29ZM29 253H26L25 254V251H24V253H23V255H24V257H25V255H26V257L29 255ZM40 253V252H39ZM52 254H54L53 252H51ZM35 254V253H34ZM43 254H45V253H43ZM46 254H49V253H46ZM141 254H143V255H141ZM150 254H148L149 256H150ZM3 255H7V253L5 254H3ZM9 255H12V254H9ZM30 255H32V254H30ZM55 255H57V254H55ZM14 256V255H13ZM18 256V255H17ZM45 256V255H44ZM61 256V255H60ZM59 256V257H60ZM74 256H75V254H74ZM74 256H73V258H74ZM146 257H147V255H145ZM238 256V257H237ZM10 257V256H9ZM25 257V258H26ZM35 257V256H34ZM43 257V256H42ZM145 257V258H146ZM220 257H222V258H220ZM2 258V257H1ZM15 259L16 258V255H15V258L14 257H11V259ZM28 258H30L29 256H28ZM32 258V257H31ZM39 258H41V257H39ZM50 258V257H49ZM57 258V257H56ZM7 259V258H6ZM22 259V257L20 258V260ZM35 259V258H34ZM61 259V258H60ZM69 259V258H68ZM70 259H71V257H70ZM17 260V259H16ZM30 260H32V261H34L33 259H30ZM36 260H38V259H36ZM40 260V259H39ZM47 260V259H46ZM58 260V259H57ZM64 260V259H63ZM62 260V261H63ZM262 260V259H261ZM2 261V260H1ZM0 261V262H1ZM8 261H10V260H8ZM17 261H19V260H17ZM22 262L24 261V258L21 260ZM20 261V262H21ZM27 261V260H26ZM31 261V262H32ZM65 261V260H64ZM63 261V262H64ZM232 261H234V260H232ZM252 261V262H253ZM5 262H7V261H5ZM31 262H28V263H30L31 264ZM36 262V261H35ZM53 262V261H52ZM65 262H67V261H65ZM70 262V261H69ZM235 262V261H234ZM233 262V263H234ZM252 262H251V264H252ZM263 262H264V259H263ZM11 263V262H10ZM10 263H6V264H10ZM27 263V264H28ZM71 263V262H70ZM153 263V262H152ZM232 263V264H233ZM236 263V262H235ZM234 263V264H235ZM1 264H3V263H1ZM5 264V263H4ZM12 264V263H11ZM16 264V263H15ZM25 264V263H24ZM33 264V263H32ZM35 264V263H34ZM61 264V263H60ZM156 264V263H155ZM230 264V263H229Z\"/></svg>",
    "mask_w": 264,
    "mask_h": 264
}]
</instances>
